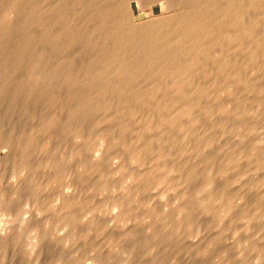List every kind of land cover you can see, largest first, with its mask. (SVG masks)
<instances>
[{"label": "bare ground", "instance_id": "bare-ground-1", "mask_svg": "<svg viewBox=\"0 0 264 264\" xmlns=\"http://www.w3.org/2000/svg\"><path fill=\"white\" fill-rule=\"evenodd\" d=\"M51 1V0H50ZM49 1V2H50ZM56 2H57V0H55ZM76 1V0H75ZM79 1V0H78ZM93 0H91V3L94 5V3L93 2H95V1H93ZM98 1H100V0H98ZM103 1V0H102ZM101 1V3H103ZM107 1V0H106ZM105 1V2H106ZM115 1V0H114ZM118 1H122V0H117V3L115 2V4H114V2H113V6H112V8H115V10H113L112 8H109L110 6L108 5H106L109 9L108 10H110V9H112V11H114V13L115 12H117L118 13V16L119 17H121V15H122V17L121 18H119V22L118 21H116V15L114 16V21H116V22H118V25L119 24H121V25H125V24H127V26L128 25H130L131 26V28L132 27H134V28H132V31L135 29V30H137L138 31V29L140 30V31H142L141 33H143V31H145V35H146V38H145V36H143V35H141L140 34V32H139V34L141 35L139 38H142V36H143V38L144 39H146V40H148V43L150 44V45H147V46H145L146 47V54H143V53H141L140 54V56H138V57H141V55L143 54L144 56L146 55L147 57H146V59H143V58H141V61H140V58H138V57H134L135 59H139L138 61H139V63H138V61L136 60H133L134 62H136V64L138 63L139 65L141 64V65H143L142 66V68L143 67H145V68H147V69H149L148 70V72H147V75H145V77H151V78H153L151 75H157V77L156 78H158L159 77V79H163V80H155L154 82H152L151 81V84H150V81L149 82H147L146 81V84H148L147 86H145V87H143L142 85H140L141 87H143V88H139V87H137V89L136 90H134L133 88L134 87H136V85H134V87H133V84L135 83V80L137 79V78H139V77H141L142 75H144V73L143 72H141L140 71V69H139V67L140 66H138L137 67V69L135 68V66H133V64H134V62L132 61V63L133 64H131L132 65V67L134 68V69H136L135 70V72H129L131 69L134 71V69L133 68H131L130 70L128 69V68H126V63H127V61H126V63L123 61V62H121L122 64H125V65H123V66H125V70L126 69H128L129 71H128V73H127V71L125 72V71H123L124 69H121L122 71L120 72L121 74H123V76L125 77V75H126V77H127V79H125L124 78V80H126L125 82H124V80H123V77L121 78V76H118V77H120L122 80L121 81H123V82H121L122 84H123V86L121 87H117V88H119V89H117L116 90V88H114V94L112 93V94H110L109 92H105L106 90H105V88L106 87H108L109 89H110V87L108 86V85H105V84H102V83H100V85L101 86H103L102 88H104V91H99L98 93H95V94H92L91 93V91H93V90H95L94 88H93V90H90V89H86V90H90L89 92L91 93V95L89 94V95H87V93H86V95H80L79 94V96L77 95L78 93H77V91H76V93L77 94H75V95H77V97L75 96V97H73L74 96V92L73 93H71V94H69L70 95V97L72 96L74 99V101L73 102H75V105H76V107H74V111H73V114L72 115H74V118H73V120L74 119H76V122L78 123L79 121L80 122H82L83 120H85V122H86V120H90V118L92 119V120H94V121H96L95 122V124L92 126V128L90 127V128H78L77 130H76V132L77 133H74V134H76V138H77V140H75V137L73 138L74 140H75V142L76 141H78L76 144H78V145H76L75 143V145H76V149H75V151L73 152L74 153V157L78 160L77 162H79V164H80V167H81V170L84 172V173H88V172H98V171H100V173L102 172V170H104V168H105V170H108L110 173H111V176H112V183H110V179L109 178H111V176L109 177V176H107L106 174H108V172L107 173H104V171H103V174H104V176H103V180H104V182H102V184L100 183L101 181H100V179H98L99 180V182L98 183H100V188L99 189H102L103 187H107V185H105V181H107V183H108V181H109V183H108V185L110 184L111 185V187H114L115 185H117V187L118 188H121V193H117V196L115 195V197L113 198V200H112V202H113V209L112 210H114V212H113V215L112 214H110V215H112V217H111V221L114 223L113 225V227H117V222L120 220H125V219H129V222H130V220H132V227L130 228V227H128L129 228V230H130V233H128L126 236L124 235V237L126 238L125 239V241H127V239L129 240V239H133V240H135V238L136 239H138L139 237H142V239L143 238H146L145 240H150V242H151V239H163L161 242H164V240L166 239V241H170V243H174L175 244V242H176V240H178V238H180L181 237V235H179V236H177L178 234L177 233H181L180 231H182L181 229H183V228H185V226H186V223H185V221H186V219L190 216V215H193L192 213H194V212H196L195 213V217H196V214L197 213H201V214H205V213H211V214H216V215H218V218L217 219H219V220H217V221H220V219L223 221L227 216L228 217H231L232 215H235L236 213H235V211L237 210L236 209V207H240V205L241 204H243V203H241V200L243 199V195H241V194H244V193H249L250 195H251V193L252 192H254V194L253 195H255V197H256V195L258 196L259 195V197H258V199L261 197V199L260 200H258L257 198H255V199H257L256 201H255V207H256V209H254V213H253V215H251V216H253V217H248V218H252L251 220H253L254 221V219L256 220L257 218H259L260 219V217L261 216H263V213H264V193H261V192H264V144H258V142L257 143H250V142H248L247 140H246V138H244L245 136H243V135H241L242 136V138L240 139H238V140H235V141H237V142H235L234 143V141L232 142V143H230V144H228V145H223V143H222V141H221V143H222V145H221V143H219L220 142V140L221 139H219V138H217V139H215L211 134H210V132H211V130L212 129H209V128H217V129H222L223 130V132L227 129V128H254V126H253V123L252 124H247V123H245V122H243V120L242 121H234L235 119L236 120H239V119H243V115H244V113L245 112H247V111H245L244 110V106H245V104L247 103V102H249L248 100L250 99L249 97L250 96H255V99L257 100V96H259V95H262V94H264V86H263V83H264V0H192V1H189V0H187L188 2H192V3H187V4H183V2L185 3V0H181V2H179V3H182L183 5H185V7H183V9L181 10V8L179 7V3L177 2V4H176V2H174L173 0H172V2L175 4V5H177L178 7V11H179V8H180V12L179 13H177L175 10H174V13L169 9V8H167L168 10L167 11H165V12H163V13H161V14H153V15H151L150 16V18H142L141 19V21H139V22H134L133 23V25H131L132 24V22L133 21H131V23L129 22L128 23V21H126L125 19V17L123 18V16L124 15H126L127 13H129V14H131V15H134V8H133V6H134V4L135 3H139L140 4V6L142 7V8H144V7H150V8H153V6L155 5V4H157L158 3V1H161V0H124L123 2H120V3H118ZM170 2V0H166V3L167 2ZM183 1V2H182ZM186 1V2H187ZM77 2V1H76ZM84 2V1H83ZM104 2V3H105ZM109 2H110V0H109ZM111 2V3H112ZM167 3V6H169V7H172L171 6V4L174 6V4L172 3V2H170V3ZM45 3V1L43 2V0H0V46H2V45H4V46H6V43L8 42H6L5 43V39H8V38H10L11 36V40H9V41H11V43L12 44H16V43H14V42H16V41H18V43H19V45H17V47L16 48H13V52H15V51H19L18 53H21V54H23V53H25V51L26 52H28L30 49L33 51V52H30V53H27V54H30L29 56H27L26 57V54L25 55H23V56H25L24 57V59L26 60H28V58L31 56V53H34L35 51H36V53L39 51L38 49L37 50H35V48H37V47H40L41 48V46L42 45H48L49 43L50 44H52V45H56V43L58 42V41H56V38H55V35L53 34L54 32H55V34H56V32H58V29H56L55 28V26H53L52 28V30H51V33L49 32L50 30L49 29H51V28H49V26H48V30H46L45 29V27H46V24H48V23H46L45 24V22L46 21H48L47 20V16L48 17H50L51 18V16H52V14H54L53 13V10H54V12H55V9H58L57 7H55V4L53 5L55 8H53L52 6H50V3H47L46 2V4H44ZM53 3V2H52ZM60 3V2H59ZM78 3V2H77ZM80 3V2H79ZM100 3V2H99ZM47 4H49V5H47ZM88 4L90 5V3L88 2ZM91 4V6H93ZM96 4H97V2H96ZM110 4V3H109ZM181 4V5H182ZM57 5H58V3H57ZM80 5V4H79ZM99 5V4H98ZM101 5H103V4H101ZM101 5H99L100 7H101ZM90 6V7H91ZM98 6V7H99ZM136 6V5H135ZM89 7V8H90ZM94 7H96V5L94 6ZM94 7H92V8H90V10L91 9H93ZM106 7V8H107ZM97 8V7H96ZM105 8V7H104ZM103 8V10L100 12V10L99 11H97V14H100V15H98V16H96V18L100 21V19L99 18H102L103 19V21H102V23L99 25H97V22L99 23V21H97L96 22V24L94 23V20H93V23L95 24V26H101V25H103V23H104V25H105V23L107 22V20H106V18H104V16H105V14H106V12H108V11H105L106 9H104ZM174 8H176V6L174 7ZM59 9H60V7H59ZM88 9V8H87ZM87 9L85 10V12L87 11ZM62 11L61 12H63V9H61ZM65 10V9H64ZM170 10V11H169ZM172 10H173V8H172ZM59 11V10H58ZM88 11H89V9H88ZM87 11V12H88ZM93 12H94V10H92ZM91 11V12H92ZM66 12V11H65ZM98 12H100V13H98ZM104 12H105V14H104ZM110 12V11H109ZM175 12L177 13V14H175ZM57 13H59V12H57ZM57 13H55L54 15H56V17L55 18H57ZM64 13V12H63ZM67 13L69 14V12L67 11ZM90 12H88L86 15H82V16H87L88 14H89ZM119 13H120V15H119ZM124 13H126V14H124ZM49 14H50V16H49ZM60 14V13H59ZM58 14V15H59ZM68 14H66V17H68L67 15ZM85 14V13H84ZM97 14H95V12H94V15H97ZM111 14V13H110ZM137 14V13H136ZM108 15V14H107ZM112 15V14H111ZM90 16V18H93V17H91V14L89 15ZM113 16V15H112ZM130 16V15H129ZM53 17V16H52ZM59 17V16H58ZM62 17H65V15H62ZM65 17V18H66ZM70 17L72 18V15H70ZM70 17H68V20L70 19ZM50 18H48V19H50ZM76 18V17H75ZM81 18V17H80ZM79 18V19H80ZM88 17H86V18H84V20L83 21H85V19H87ZM111 18V17H110ZM117 18V19H118ZM52 19H54V17L52 18ZM59 19H61V16H60V18ZM67 19V18H66ZM76 19H78V16H77V18ZM76 19H73L74 21L76 20ZM93 19H95V17L93 18ZM51 20V19H50ZM71 20V19H70ZM81 20V19H80ZM88 20V19H87ZM87 20H86V22H87ZM92 20V19H91ZM91 20H90V22H91ZM96 20V19H95ZM111 20V19H110ZM113 20H111V21H113ZM67 21V20H66ZM72 21V20H71ZM77 21V20H76ZM75 21V22H76ZM79 21V20H78ZM105 21V22H104ZM111 21H109L108 20V22H111ZM69 22V21H68ZM75 22H74V24H75ZM107 22V24H109ZM127 22V23H126ZM53 23V22H52ZM54 23H56V20H55V22ZM112 23V22H111ZM115 23V22H114ZM49 24H51V21H50V23ZM73 23H71L70 22V25H72ZM73 24V25H74ZM78 24V23H77ZM79 24H80V22H79ZM78 24V25H79ZM86 24H88L89 26H90V24H89V22L88 23H86ZM116 24V23H115ZM52 25H54V24H52ZM51 25V26H52ZM67 25H69V24H67ZM78 25H75V26H73V27H77ZM84 25V24H83ZM93 25V24H92ZM103 25V27H105ZM111 24H109V25H107V26H110ZM117 24L116 25H114L113 24V26H116L115 27V29H117V26H118ZM81 26V25H80ZM86 26V25H85ZM94 25H93V29H95L96 27H95ZM112 26V25H111ZM111 26L109 27V29H111V31H113V26H112V28H111ZM120 26V25H119ZM118 26V27H119ZM67 27V26H66ZM69 27V26H68ZM72 27V26H71ZM73 27H72V31L74 30L73 29ZM82 27V26H81ZM84 27V26H83ZM91 27V26H90ZM95 27V28H94ZM102 27V28H103ZM89 28V27H88ZM100 28V27H99ZM99 28H97V29H95L97 32H98V29ZM102 28H100L101 30H102ZM122 29H123V26L121 27ZM131 28H130V30H131ZM55 29H56V31H55ZM71 29V28H70ZM77 29V28H76ZM84 29H87V28H83V31H84ZM91 30H93L92 28H90ZM90 29H88V31L90 30ZM104 29V28H103ZM108 28L106 27V29L105 30H107ZM119 29V28H118ZM121 29V32H122V34H123V30ZM128 29V28H127ZM127 29L125 28V26H124V30H126L124 33H126L127 32ZM82 30V29H81ZM99 31L98 33L100 34V37L102 36L101 34L102 33H104L103 32V30L102 31ZM120 30V29H119ZM118 30V31H119ZM11 31L12 32H14V37H13V33L11 34V36L9 35L10 33H11ZM48 31V32H47ZM62 31V30H61ZM61 31H59L60 32V34L62 35V33H64V32H62L61 33ZM82 31V32H83ZM86 31V30H85ZM87 31V32H88ZM96 31H94V32H96ZM107 31H109V30H107ZM111 31H110V33H111ZM115 31V30H114ZM117 31V30H116ZM53 32V33H52ZM66 32H67V29H66ZM80 33H82L81 31H79ZM101 32V33H100ZM121 32H120V34H121ZM131 32V31H130ZM110 33H107L106 32V34H109L108 35V37L110 36V35H113V32H112V34H110ZM116 33L117 32H115V35H116ZM129 35H131L130 33H129V31L127 32ZM132 33V32H131ZM51 34H53V35H51ZM58 34V33H57ZM56 34V35H57ZM60 34H59V37L58 38H61V39H64L66 42H67V39L66 38H63V37H60ZM65 34V33H64ZM68 34H70L69 33V30H68ZM68 34H66V36H68ZM76 33H73V35H75ZM83 34V33H82ZM98 34V35H99ZM105 34V35H106ZM133 34V33H132ZM77 35V34H76ZM85 35H86V33H85ZM87 35L89 36V35H91V34H88L87 33ZM92 35H93V33H92ZM94 35L96 36L95 38H97V35L94 33ZM94 35H93V37H94ZM104 35V34H103ZM126 35V34H125ZM125 35H123L124 36V38L125 39H123V37H122V35L120 36L119 34H118V36H120L121 38H119V40L115 43L114 41V43L113 42H111L112 44H116V47H118V49L117 50H119V49H121V51L123 50V48L125 49V47H126V45L127 44H130V45H132V46H134V47H136V43L133 41V39L131 38L132 36H129V39H127V37L125 36ZM134 36L135 35H137L136 33L135 34H133ZM54 36V37H53ZM63 36V35H62ZM65 36V35H64ZM70 36V35H69ZM87 36V37H88ZM117 36V35H116ZM57 37V36H56ZM104 37V36H103ZM113 37V40H115V36H112ZM112 37H111V40H112ZM57 38V39H58ZM70 38V37H69ZM72 38H74V37H71L70 38V40L72 41ZM90 39L89 40H91L92 39V36L91 37H89ZM110 38V37H109ZM134 38H136V37H134ZM138 38V37H137ZM138 38V39H139ZM46 39H49V40H46ZM60 39V40H61ZM77 39V38H76ZM83 39H86L85 37L83 38ZM98 39V38H97ZM96 39V40H97ZM106 39H107V37H106ZM59 40V39H58ZM60 40H59V44H60ZM63 40V41H64ZM69 39H68V41H70ZM74 40V39H73ZM94 40V38L92 39V41ZM98 40H101V38L100 39H98ZM98 40H97V42H98ZM105 40V39H104ZM108 40H110V39H108ZM108 40H107V42H108ZM132 40V41H131ZM13 41V42H12ZM62 41V43H64ZM70 41V42H71ZM75 41V40H74ZM73 41V42H74ZM80 41H81V39H79L78 41H76V44H77V42H79L80 43ZM84 41V40H83ZM106 41V40H105ZM139 42H140V39L138 40ZM142 42H143V39L141 40ZM3 42H4V44H3ZM46 42L48 43V44H46ZM70 42L68 43V45L70 44ZM73 42H71L72 43V45H75V44H73ZM87 42V41H86ZM91 42V41H90ZM89 42V43H90ZM93 42H96V41H93ZM92 42V43H93ZM97 42H96V44H97ZM136 42H137V39H136ZM141 42V43H142ZM146 43H147V41H145ZM57 43V45H59ZM61 43V44H62ZM75 43V42H74ZM83 43V42H82ZM85 43V42H84ZM99 44H100V41L98 42ZM101 43L103 44V45H105L104 44V41L102 42L101 41ZM110 43V41H109V44H111ZM138 43V42H137ZM144 43V42H143ZM8 44H10L9 42H8ZM12 44H10V45H12ZM87 43H85V45H86ZM107 44V43H106ZM108 44V45H109ZM111 44V45H112ZM57 45L55 46V48L57 47ZM65 45V44H64ZM63 45V46H64ZM66 45H67V43H66ZM66 45H65V47H63L64 49H62V51L63 50H66ZM84 45V44H83ZM88 45V44H87ZM93 45V44H92ZM101 45V44H100ZM130 45H129V48H130ZM143 45H145V44H142V45H139V48H140V46H143ZM7 46H9V45H7ZM6 46V47H7ZM13 46V45H12ZM12 46H10V47H12ZM42 47L41 48V51L43 50V51H45L46 53H47V50H44L45 49V47ZM62 45H60L59 47H57L59 50H60V47H61ZM95 46V45H94ZM97 46V45H96ZM99 46V45H98ZM97 46V47H98ZM107 46V45H106ZM106 46L104 47V48H106ZM110 46V45H109ZM112 46H114L115 47V45H112ZM125 46V47H124ZM148 46H149V48H148ZM14 47V46H13ZM68 47H70V46H68ZM71 47H73V46H71ZM84 47H86V46H84ZM88 47V46H87ZM108 47V46H107ZM113 47V48H114ZM5 48V47H4ZM47 48H50V45H49V47H47ZM46 48V49H47ZM56 48V49H57ZM92 48H93V46H92ZM99 48H101V47H99ZM99 48H97V49H99ZM127 48H128V46H127ZM126 48V49H127ZM136 48H138V45H137V47ZM141 48H143V47H141ZM221 48H222V50H221ZM2 49H3V47H2ZM2 49H1V51H2ZM6 49V48H5ZM8 49H9V51H11L12 49L11 48H9L8 47ZM8 49H6V50H8ZM14 49H16L15 51H14ZM51 49V48H50ZM49 49V50H50ZM56 49H55V51H56ZM71 49V48H70ZM69 49V50H70ZM86 49V48H85ZM93 49H96V48H93ZM93 49H91V50H93ZM103 49V48H102ZM101 49V50H102ZM109 49V48H108ZM132 49V48H131ZM144 49V48H143ZM142 49V50H143ZM218 49H220L221 51H224V54H223V52H222V54H223V56H219L216 52L217 51H219L218 53H220V50H218ZM48 50V51H49ZM58 50V51H59ZM68 50V49H67ZM100 50V51H101ZM104 50H106V49H104ZM116 51L115 50V48L114 49H112V51ZM128 50L130 51L129 53H131V52H133L132 50H130V49H127L126 51L128 52ZM134 50V49H133ZM142 50H141V52H142ZM162 50H164L163 52H164V54L166 55V57H161L160 56V52L162 51ZM0 51V52H1ZM8 51V52H9ZM51 51H52V49H51ZM50 51V52H51ZM53 51H54V46H53ZM60 52L59 51V53H62V55H63V53H65V51H63V52ZM124 51V50H123ZM119 52L120 54H118V56H120L121 57V54L123 53V54H126L127 52ZM136 51V50H135ZM134 51V52H135ZM138 51V50H137ZM136 51V53H138ZM3 52H4V50H3ZM45 52H43V53H45ZM57 52V51H56ZM55 52V53H56ZM67 52H69V51H67ZM65 53L66 55H68V54H70V52L69 53ZM107 52V54H108V52H111V49L108 51H106ZM105 52V53H106ZM139 52H140V50H139ZM158 52H159V61H160V58H165V59H161L162 61V63L164 64H162V66L163 67H160V68H158L157 67V69L156 68H154L155 66H156V64L158 63L159 64V61L158 62H156L157 61V59H158V57H156V55L158 54ZM2 53V52H1ZM6 53H7V51H6ZM9 53H11V52H9ZM39 53H41L40 51L37 53V55H33V57L34 58H29V62H30V60H32L33 61V59L36 61L37 60V58H38V55H40ZM42 53V56L44 55ZM59 53H58V55H59ZM104 52H103V56L105 57L106 56V54H105ZM155 53H157L156 55H155ZM162 53V52H161ZM12 54V53H11ZM14 54V53H13ZM15 54H16V52H15ZM14 54V55H15ZM21 54H19V55H21ZM114 54H116L117 55V52H115ZM114 54L113 55H111V53L108 55V56H110V57H112V56H114ZM122 54V56H124ZM2 55V54H1ZM6 55V54H5ZM8 55V54H7ZM10 55V54H9ZM49 55H51V53L49 54ZM115 55V56H116ZM127 55H130V57L131 56H134V53H132V55L131 54H126V56ZM139 55V54H138ZM4 56V54L1 56V58H4L5 59V57H3ZM16 56H17V54H16ZM41 56V55H40ZM39 56V57H40ZM45 56V55H44ZM43 56V57H44ZM46 56H47V54H46ZM57 56V55H56ZM69 56V55H68ZM8 57V56H7ZM10 57H13V56H9L8 58L11 60V58ZM21 57H22V55H21ZM42 57V58H43ZM69 57H71V55L69 56ZM69 57L67 58L68 60H69ZM104 57H102V59L104 58ZM107 57V56H106ZM110 57H109V59H110ZM120 57H115V59H117V58H120ZM129 57V56H128ZM230 57H234V59H231ZM0 58V59H1ZM15 58L17 59L18 57H14V60H15ZM46 58L47 57H45V60H46ZM48 58H49V56H48ZM47 58V59H48ZM53 58V57H52ZM51 58V60H53ZM56 58V57H55ZM124 58L126 59V57L124 56ZM209 59L210 61H215L216 62V60L217 61H219L217 64L218 65H216V63L215 62H213L212 64L214 65V63H215V67H217L218 66V69H219V71H217V72H215V74H218V73H220V71H221V73L223 72V74H220L221 75V77L223 78V76L222 75H224L225 73V71H226V73H228V70H229V74H227V75H229V78L232 76V78H233V80L231 81L230 79V81L231 82H229V83H227V84H225L226 83V81L225 80H227V79H225V80H222L221 78H219V79H221L220 81H221V83H219L220 81H217L218 83H216V82H214L215 81V79L216 78H214V80H213V82H214V88L212 89L213 91H214V93L213 94H211L210 93V91L207 89L206 91L204 90V87H202V86H204V84L205 85H207L206 84V82H208V81H206V79H205V81H203V85H201L202 84V82H201V84L199 85V83L197 84V89H195V90H192L190 87L193 85V84H195L196 85V83H192L190 80H191V78L193 77V76H195L194 78H199L200 76H199V73H198V76H197V74L195 75L194 73H196V72H198V71H200V70H202V76H201V78L202 77H206V76H208L209 75V72L210 71H212L213 70V74H214V69H212L211 68V70H210V68L209 69H207L208 68V65H206L207 66V68L206 67H204V62H203V64L201 63L202 61H203V59ZM219 58H221V59H219ZM9 59H7V60H9ZM41 59V58H40ZM65 59V58H64ZM105 59V58H104ZM108 59V58H107ZM145 60V61H143V60ZM204 59V60H205ZM6 60V59H5ZM6 60V61H7ZM13 60V59H12ZM11 60V61H12ZM13 60V61H14ZM21 60V58L19 59L18 58V61H20ZM66 61V62H69V61ZM72 60V58L70 59V61ZM106 60V59H105ZM126 60H128V59H126ZM165 60V61H164ZM208 60V61H209ZM10 61V62H11ZM12 61V62H13ZM16 61V60H15ZM14 61V62H15ZM17 61V63H21L22 65L23 64H25V62H24V60L22 61V62H24V63H22V62H18ZM35 61H34V63H35ZM38 61H39V59H38ZM37 61V62H38ZM49 61V63L50 62H52V61H50V59L48 60ZM113 61V60H112ZM117 61V60H116ZM120 61H121V59H120ZM131 60H129L128 61V63L130 62ZM1 63H3V61L1 60L0 61ZM9 62V61H8ZM8 62H7V64H8ZM41 62H44V60L43 61H41ZM40 62V63H41ZM60 62V61H59ZM66 62H64L63 61V63H66ZM103 62V60L101 61V63ZM109 62V61H108ZM141 62H144V63H141ZM32 64H33V62H31ZM39 63V62H38ZM46 63V62H45ZM48 63V62H47ZM61 64H63L62 62H60ZM59 63V64H60ZM70 63V62H69ZM68 63V65H70ZM71 63H73V61H71ZM106 63V62H105ZM110 63L112 64V62L110 61ZM114 63V62H113ZM118 63V62H117ZM127 63V64H128ZM209 63V66L211 65L210 64V62H208ZM207 63V64H208ZM11 64V63H10ZM9 64V65H10ZM16 63H14V65H15ZM19 64H16V65H18V67L21 65H19ZM28 63H26V66H28L27 65ZM30 64V63H29ZM32 64H30V65H32ZM37 64V63H36ZM50 64H52V63H50ZM50 64H49V66L48 67H50L49 68V70H51L52 69V67L51 66H53V65H51L50 66ZM53 64H54V62H53ZM55 64H57V62L55 63ZM73 64H75V63H73ZM107 64V63H106ZM135 64V65H136ZM137 64V65H138ZM157 64V65H158ZM0 65H2V64H0ZM14 65H12V67L14 66ZM39 66L38 67H40L41 66V64H38ZM48 65V64H47ZM91 67H95V66H92L91 64H89ZM88 65V66H89ZM103 65V64H102ZM101 65V67H97V69H99L100 71H103L105 68H102L103 66ZM108 65V64H107ZM113 65V64H112ZM121 65V64H120ZM130 65V66H131ZM3 66H6V63L5 64H3L2 66H0V68L1 67H3ZM11 66V65H10ZM35 65L33 64V67H34ZM37 66V65H36ZM70 66H72V64L70 65ZM74 66V65H73ZM105 66V65H104ZM128 66H129V64H128ZM127 66V67H128ZM12 67H9L10 69L12 68ZM15 68H16V66H14ZM24 67H25V65H24ZM32 67V66H31ZM45 67V66H44ZM56 66H54V68H55ZM57 67H58V65H57ZM56 67V68H57ZM63 67V66H62ZM62 67H59L58 68V70L60 69V68H62ZM69 67V66H68ZM90 67V68H91ZM213 68H215L214 66H212ZM5 68V67H4ZM4 68H1L0 69V71H3V70H8V72L10 73V69H8V65H7V69H4ZM35 68V67H34ZM33 68V70H35ZM46 69H47V67H45ZM45 68H43V66L42 67H40V69H45ZM54 68H53V70H54ZM73 68V67H72ZM89 68V69H90ZM101 68L103 69V70H101ZM108 68V67H107ZM106 68V69H107ZM110 68H111V66H110ZM116 68V67H115ZM123 68V67H122ZM17 69V68H16ZM16 69H14V70H16ZM20 69H22L21 70V72L23 71V69H25L26 71L28 70L27 68H22L21 66H20ZM37 69V68H36ZM65 69V68H64ZM89 69H87V70H89ZM109 69V68H108ZM107 69V71H109ZM139 69V71L138 72H136L137 70ZM146 69V70H147ZM18 70V69H17ZM24 70V71H25ZM32 70V69H31ZM31 70H29V73H30V71ZM38 70V69H37ZM58 70H56L57 72H60L61 73V71H63V73H64V71L66 72V70H67V68L65 69V70H61V71H58ZM71 70H74V69H71ZM91 70V73H94V72H92V69H90ZM113 70V69H112ZM115 70V69H114ZM113 70V71H114ZM118 70V69H117ZM117 70H115L116 72H118ZM120 70V69H119ZM145 70V69H144ZM154 70L156 71H158V72H154ZM210 70V71H209ZM45 71V70H44ZM41 72L40 71V74L41 73H45V72ZM67 71H69V70H67ZM86 71V70H85ZM93 71H95V73L96 72H98L97 70H96V68H95V70H93ZM111 71V70H110ZM109 71V72H110ZM142 71H143V69H142ZM17 72V71H16ZM20 72V70L17 72V73H19ZM20 72V73H21ZM32 72V71H31ZM38 72V74H39V71H37ZM47 72H49L48 71V69H47ZM51 72H53L54 73V71H51ZM57 72H55V74H53V73H51V75L53 74V76L54 75H56V76H59L60 77V73H58V74H56ZM71 73L73 72V71H70ZM87 72V71H86ZM85 72V73H86ZM89 72V71H88ZM103 72H105V70L103 71ZM112 72V71H111ZM141 72V73H140ZM1 74H2V72H0ZM4 74V77L6 76L7 77V75H5V74H7V72L5 73V71L3 72ZM8 73V74H9ZM13 73V72H12ZM17 73H15L16 75H17ZM23 73V72H22ZM21 73V74H22ZM25 73V72H24ZM23 73V74H24ZM33 73V72H32ZM32 73H31V76H32ZM68 73V72H67ZM77 73V72H76ZM113 74H115V72H112ZM119 73V74H120ZM212 73V72H211ZM1 74H0V77H1ZM21 74H19V75H21ZM22 74V75H23ZM26 74V73H25ZM28 74V73H27ZM37 74V75H38ZM49 74H50V72H49ZM62 74V73H61ZM89 75V73H86V75ZM104 74V73H103ZM111 75V73L110 74H108V73H105V75ZM116 74H118V73H116ZM145 74H146V72H145ZM2 75V76H3ZM10 75H12L11 77H13V75L14 74H10ZM15 75V76H16ZM19 75H18V77H19ZM22 75L19 77V78H21L22 77ZM36 75V73L34 72V77H36L37 78V76H35ZM45 75H48V74H43V76H45ZM63 75V74H62ZM74 75H75V73H74ZM87 75V76H88ZM92 75V74H91ZM95 75H97V73L95 74ZM99 75V74H98ZM105 75H103L104 77H105ZM106 75V76H107ZM141 75V76H140ZM204 75V76H203ZM226 75V76H227ZM15 76H14V79H15ZM50 76V75H49ZM48 76V77H49ZM56 76L54 77L55 79H56ZM69 76V75H68ZM71 76H73L72 74H71ZM81 76H83V73L81 74ZM80 76V77H81ZM87 76H84L85 77V79L84 80H86L87 78ZM93 76V75H92ZM100 77H102L101 76V73H100V75H99ZM99 76H96V77H99ZM113 76V75H112ZM197 76V77H196ZM225 76V75H224ZM225 76V77H226ZM8 77H10L9 75H8ZM7 77V78H8ZM17 77V76H16ZM29 77V76H28ZM34 77H31V78H33L34 80L36 79V78H34ZM47 77V76H46ZM46 77H43V78H46ZM51 77L52 76H50V79H51ZM64 77V76H63ZM70 77V76H69ZM76 77V76H75ZM84 77H82V79L84 78ZM89 77V76H88ZM96 77L94 78V79H96ZM117 77V76H116ZM155 77V76H154ZM210 77V76H209ZM213 77H215V76H213ZM217 77H218V75H217ZM220 77V76H219ZM224 77V78H225ZM2 78V77H1ZM18 78V79H19ZM25 78H26V75H25V77H23L22 78V81H24L25 80ZM38 78H39V76H38ZM53 78V77H52ZM53 78V79H54ZM62 80H63V78L62 77H60ZM59 78V80H61ZM79 77L77 76V78L76 79H78ZM89 78H91V76L89 77ZM88 78V79H89ZM110 79H112L111 77H109ZM171 78V79H170ZM208 78V77H207ZM3 79V78H2ZM9 79H11V78H9ZM14 79H12V80H14ZM49 79V80H50ZM54 79V80H55ZM76 79H74V80H76ZM87 79V80H88ZM92 79V78H91ZM91 79L89 80V81H91ZM99 79V78H98ZM103 79V78H102ZM108 79V78H107ZM143 78H141V79H139L140 80V82L137 80L136 81V83L137 82H139V84L142 82V81H145L146 79L144 78L143 80H142ZM153 79H155V78H153ZM169 79L170 81H167V80ZM203 79V78H202ZM212 79V78H211ZM16 80H17V78H16ZM15 80V81H16ZM28 80V79H27ZM32 81L31 79H30V81H32V82H35V81H37V80H35V81ZM41 82L42 83H45V82H43L45 79H43L42 80V77H41ZM47 80V79H46ZM45 80V81H46ZM52 80V79H51ZM56 80H58V78L56 79ZM58 80V81H59ZM61 80V81H62ZM66 80H67V78H66ZM70 80H71V77H70ZM100 80H101V78H100ZM115 80V79H114ZM113 80V81H114ZM120 80V79H119ZM150 80V79H149ZM194 80V79H193ZM8 82H9V80H7ZM21 80H18V83L20 82ZM21 81V82H22ZM53 81V80H52ZM51 81V82H52ZM58 81H55L56 83H58ZM65 81V80H64ZM79 81V83H81L80 81L81 80H78ZM78 81H76L77 82V84H78ZM93 81V80H92ZM91 81V82H92ZM98 80H96L94 83H96ZM195 81V80H194ZM209 81H210V83H211V80L209 79ZM222 81L223 82H225V83H222ZM17 82V81H16ZM38 82H39V79H38ZM38 82H36L35 84L38 86V88H39V84H37ZM41 82H40V84H41ZM68 83H70L69 82V80L67 81ZM72 82H74L73 80H72ZM82 82H83V80H82ZM109 82V81H108ZM116 82V81H115ZM28 83H29V81H28ZM31 83V82H30ZM53 83H54V81H53ZM52 83V84H53ZM59 83H65V82H59ZM59 83H58V85H59ZM85 83H87V84H89L88 82H85ZM93 83V82H92ZM93 83V85L94 86H92V87H97V88H99L96 84L97 83H99V82H97L96 84H94ZM103 83H104V80H103ZM113 83V82H112ZM117 83H120L119 81H117ZM126 85H125V84ZM209 82H208V86H209V88H210V84ZM20 84V83H19ZM47 84V83H46ZM48 84H50V83H48ZM51 84V85H52ZM76 84V85H77ZM86 84V85H87ZM109 85H110V83H108ZM115 84V83H114ZM138 84V85H139ZM2 85H6V83H4V82H2ZM10 85H11V82H10ZM14 85V84H13ZM16 85V84H15ZM22 85V84H21ZM26 85V84H25ZM33 85V84H32ZM42 85V84H41ZM40 85V86H41ZM44 85V84H43ZM55 85L56 84H54V87H55ZM63 86H64V84H62ZM66 85V84H65ZM71 85V84H70ZM104 85L106 86V87H104ZM112 85V84H111ZM144 85V84H143ZM195 85H193L192 87H194ZM221 86V88H220V90L218 89V86ZM7 86V85H6ZM5 86V88L2 86V88H4V89H7V87ZM20 85H17V86H14L15 87V91H17V90H19L18 89V87H19ZM23 86V85H22ZM47 87H45V88H48V85H46ZM60 86V85H59ZM68 86V85H67ZM73 85H71V86H69V87H72ZM87 86H89V85H87ZM86 86V87H87ZM117 86H119V85H117ZM215 86H216V88L218 89V90H214L215 89ZM222 86H225V87H222ZM13 87V86H12ZM12 87H10L11 89H12ZM13 87V88H14ZM30 88H31V86H29ZM34 87H35V85H34ZM44 87V86H43ZM42 86H41V88L40 89H42L43 88ZM52 87H53V85H52ZM51 87V88H52ZM65 87V86H64ZM75 87V86H74ZM90 87V86H89ZM95 87V88H96ZM113 86H111V88H112ZM114 87H116V86H114ZM2 88L0 87V90L2 91ZM9 88V89H10ZM16 88H17V90H16ZM20 88V90H22L21 89V87H19ZM60 87H58V89H59ZM67 89H69L68 87H66ZM88 88V87H87ZM101 88V87H100ZM101 88V89H102ZM3 89V91H5V92H9V90H4ZM29 89V88H28ZM36 89H37V87H36ZM34 89L33 88V91L36 93L37 92V90H39V89ZM49 89V88H48ZM52 89H54V91L55 90H57V88L55 87V88H52ZM48 90V92L49 91H53V90ZM14 89H12V90H10V91H13ZM19 90V91H20ZM24 90V89H23ZM26 90V89H25ZM25 90H24V93H25ZM31 90V89H30ZM44 90V89H43ZM46 91H47V89H45ZM97 90V89H96ZM95 90V91H96ZM103 90V89H102ZM40 91H42V90H40ZM46 91H44L45 92V94H46ZM74 91V90H73ZM108 91H110V90H108ZM212 91V92H213ZM14 92V91H13ZM21 92H23V91H21ZM33 92V93H34ZM43 92V91H42ZM69 92H71V91H69ZM68 92V93H69ZM110 92H113V89L110 91ZM2 93H4V92H2ZM1 92H0V147H2V146H6V145H9V144H12L11 143V141H13L11 138H12V136L14 135V137L13 138H15V136H16V134H17V132H16V134L13 132V130H12V128H14L15 126H16V124L14 125V127H13V125H12V122L13 121H11V118H10V116L13 114V115H15L14 113H12L11 114V111H8V109H7V105H9V99L11 98V96H10V98H9V96H8V98L9 99H7L8 100V102H7V104H6V99H4V98H2L3 97V95H2V97H1V94H2ZM18 93V92H17ZM31 93V92H30ZM41 93V92H40ZM53 93H55V92H53ZM67 93V94H68ZM210 93V94H209ZM20 94V93H19ZM26 94H27V92H26ZM44 94V93H43ZM51 94V93H50ZM55 94H57L56 96H58V92L57 93H55ZM54 94V95H55ZM12 95V94H11ZM14 95H16L15 93H14ZM14 95H12V96H14ZM18 95V94H17ZM21 95V94H20ZM19 95V96H20ZM23 95V94H22ZM69 95L67 96V97H69ZM7 96V95H6ZM5 96V97H6ZM26 96V95H25ZM33 96V94H31V97ZM37 96H39V93H38V95ZM45 96V95H44ZM50 96V95H49ZM56 96H55V98H56ZM61 96H63V95H60V97ZM263 96V95H262ZM15 97L16 96H14V97H12V98H14L13 100H15ZM22 97V96H21ZM20 97V98H21ZM34 97H36V96H34ZM43 96H41L40 97V99L42 98ZM45 97H47L46 99H49L48 98V95H46ZM66 97V96H65ZM257 97V98H256ZM261 99L262 98H264V96L263 97H261V96H259ZM19 98V97H18ZM18 98L16 99V101L15 102H17L18 101ZM20 98H19V100H20ZM22 98H24V97H22ZM36 98H38L39 99V97H36ZM58 98H59V96H58ZM57 98V99H58ZM63 99H64V97H62ZM4 99V100H3ZM28 99L29 100H31L29 97H28ZM43 99H44V101H46L45 100V98L43 97ZM53 99H54V97H53ZM62 99V100H63ZM72 99V98H71ZM251 99H254V97L253 98H251ZM13 100H11V102L12 103H14L15 104V102H13ZM23 100H25V99H23ZM26 100H27V98H26ZM25 100V101H26ZM35 100H37V99H35ZM50 100H51V98H50ZM59 100H60V98H59ZM70 100V99H69ZM69 100H68V102H69ZM21 101L22 100H20V102L18 101V104H21ZM28 101V100H27ZM26 101V102H27ZM64 101H65V99H64ZM64 101H63V103H64ZM253 101V100H252ZM264 101V100H263ZM262 101V102H263ZM25 102V103H26ZM48 102V100L46 101V103ZM50 102V101H49ZM54 102V101H53ZM67 101H66V103H68ZM70 102H71V100H70ZM250 102H251V100H250ZM257 102H260L261 104H262V102L261 101H259V98H258V100H257ZM256 102V103H257ZM25 103H24V101H23V104H24V106H25ZM51 103H52V101H51ZM55 103H58L57 101L55 102ZM59 103H60V101H59ZM61 103H62V101H61ZM252 103V102H251ZM11 104V103H10ZM17 104V105H18ZM27 104V103H26ZM65 104V103H64ZM64 104H62V105H64ZM71 104H73V103H71ZM70 104V105H71ZM22 105V104H21ZM20 105V106H21ZM46 105V104H45ZM48 105H53L52 107H54V104H49L48 103ZM56 105V104H55ZM58 105V104H57ZM247 105V104H246ZM250 105V104H249ZM249 105H247V107L249 106ZM263 105V104H262ZM47 106V105H46ZM46 106H45V108H46ZM65 106H67V104H65ZM73 106H74V104H73ZM252 106V105H251ZM260 106V105H259ZM19 107V106H18ZM26 107H28V106H26ZM51 107V108H52ZM63 107V106H62ZM61 107V108H62ZM250 107V106H249ZM263 108H264V105L262 106ZM261 107V108H262ZM12 108H13V106H12ZM11 108V109H12ZM22 108H23V106H22ZM22 108L21 107H19V109L20 110H22ZM67 108V107H66ZM71 108V107H70ZM245 108H246V106H245ZM254 108V107H253ZM252 108V109H253ZM14 109V108H13ZM15 109H16V107H15ZM14 109V112L16 111ZM46 109H48V107L46 108ZM45 109V110H46ZM68 109V108H67ZM67 109H64V111H66ZM73 109V108H72ZM246 109H248V108H246ZM10 110V109H9ZM25 110H26V113H27V108H25ZM24 110V111H25ZM45 110H44V113H45ZM249 110V109H248ZM13 111V110H12ZM50 111V110H49ZM61 111H63V108L61 109ZM69 111V110H68ZM72 111H71V113H72ZM249 111H251V112H253L252 110H249ZM9 112H10V114L11 115H9ZM17 112H19L18 111V108H17ZM51 113H54V112H52V111H50ZM51 113L49 114L48 113V118L46 119V121H45V125H43V126H46L47 128L48 127H50L51 125H53V124H55L56 122V119L57 118H55V117H49V115H51ZM62 113V112H61ZM63 113H68V112H63ZM70 113V112H69ZM68 113V114H69ZM42 114V113H41ZM40 114V115H41ZM55 114H58V113H55ZM251 113H248V115H250ZM264 114V113H263ZM44 116H45V114H43ZM42 115V116H43ZM246 115V114H245ZM244 115V116H245ZM44 116H43V118H44ZM59 116V115H58ZM63 116H65L64 114H63ZM63 116H61V117H63ZM68 116H70V115H66V117H68ZM98 116V117H97ZM11 117H14V116H11ZM46 117V116H45ZM65 117V118H66ZM15 118H16V115H15ZM14 118V119H15ZM69 118V117H68ZM58 119H59V117H58ZM62 119V118H61ZM64 119V118H63ZM70 119H71V117H70ZM13 120V119H12ZM60 120V119H59ZM89 120L86 122L87 124H89L88 122H89ZM15 121V120H14ZM39 121H43L42 120V117H41V120H39ZM58 121V120H57ZM91 121V120H90ZM94 121H92V122H94ZM59 122V121H58ZM65 122H66V120H65ZM73 122V121H72ZM71 122V123H72ZM91 122V123H92ZM15 123V122H14ZM40 123V122H39ZM43 123H41V124H43ZM71 123H69V124H71ZM73 123H75V121L73 122ZM90 123V124H91ZM61 124H63V123H61ZM61 124H57V125H59V126H61ZM68 123H67V125H69ZM82 124V123H81ZM81 124H79L78 126H80ZM83 124H84V122H83ZM40 125V124H39ZM66 124H64V126H65ZM66 125V126H67ZM72 125V124H71ZM20 126H22V125H20ZM33 127H34V125H32ZM32 126H30V127H32ZM37 125H35V127H36ZM41 126V125H40ZM58 126V127H59ZM66 126H65V128H66ZM74 126H77L76 124L74 125ZM18 127V126H17ZM16 127V128H17ZM30 127H28L27 126V128H28V130L30 129ZM32 127V128H33ZM63 127V126H62ZM68 127V126H67ZM71 127V126H70ZM72 127H73V125H72ZM82 127V126H81ZM87 127V126H86ZM89 127V126H88ZM113 127V128H112ZM256 127H257V125H256ZM262 127V126H261ZM19 128V127H18ZM21 128V127H20ZM43 128H45V127H43ZM51 128V127H50ZM226 128V129H225ZM259 128H260V126H259ZM23 129H25L26 130V133L28 132L27 131V129H26V127L25 128H23ZM23 129H21L22 131H23ZM36 129V128H35ZM46 129V128H45ZM44 129V131H46ZM56 129H57V127H56ZM67 129V128H66ZM70 129H72V128H70ZM32 130V129H31ZM37 130V129H36ZM39 130V129H38ZM41 130V129H40ZM60 130H61V128H60ZM64 130V129H63ZM75 130V129H74ZM228 130V129H227ZM238 130V129H237ZM254 130V129H253ZM15 131H16V129H15ZM17 131H18V129H17ZM21 131V132H22ZM41 131H43V129L41 130ZM51 132H53L54 131V129H51L50 130ZM50 131L48 132V134L50 133ZM57 131V133H58V129L56 130ZM62 131V130H61ZM60 131V132H61ZM91 132V133H95L96 132V134H98L97 135V137L95 136V134L94 135H92L91 133H88V132ZM233 131V130H232ZM239 131V130H238ZM33 132V131H32ZM36 132H38V131H36ZM227 132H229V130L227 131ZM236 132V131H235ZM14 133V134H13ZM25 133V132H24ZM31 133V132H30ZM39 133H41V132H39ZM44 132H42V134H43ZM46 133V132H45ZM65 133V132H64ZM68 133V132H67ZM70 133L72 134V132L70 131ZM87 133H88V135H87ZM226 133V132H225ZM242 133H243V131H242ZM19 134V133H18ZM28 134H29V132H28ZM37 134V133H36ZM36 134H34L35 136H36ZM54 134H55V132H54ZM60 134V133H59ZM70 134V135H71ZM224 134V133H223ZM244 134V133H243ZM21 135V134H20ZM30 135H32V134H30ZM40 135V134H39ZM26 136H27V134H26ZM25 136V138L24 139H22L21 141H23V140H25V143L26 144H34V143H37V144H40V143H38L37 142V139H34L33 138V135L32 136H28V137H26ZM37 136H38V134H37ZM41 136V135H40ZM73 136V135H72ZM93 136V138H95V139H93V141H95L94 143L92 142V137ZM95 136V137H94ZM240 136V137H241ZM21 137V136H20ZM24 137V136H23ZM39 137V136H38ZM239 137V136H238ZM238 137H236V139L238 138ZM16 138H17V136H16ZM19 138V137H18ZM37 138V137H36ZM39 139V138H38ZM15 140V139H14ZM36 140V141H35ZM20 141V139H19V142H21ZM38 141H40V140H38ZM72 141V140H71ZM225 141H227V140H225ZM248 143H247V142ZM13 142H15V141H13ZM18 142V141H17ZM18 142V143H19ZM73 142V141H72ZM228 142V141H227ZM256 142V141H255ZM22 143V142H21ZM43 143V142H42ZM47 143V142H46ZM60 143H62V141L60 142ZM225 143V142H224ZM13 144H15V143H13ZM23 144V143H22ZM21 144V145H22ZM64 144H67V143H63V146H64ZM21 145H20V147H21ZM43 144H41V146H42ZM71 145V149H72V144H70ZM14 145H10V147L12 148ZM17 146V145H16ZM18 146H19V144H18ZM24 146H25V144H24ZM27 146V145H26ZM32 146V145H31ZM40 146V145H39ZM40 146V147H41ZM62 146V147H63ZM10 147H9V149H8V151L9 150H11L10 149ZM22 147H23V145H22ZM34 147H36L35 146V144H34ZM33 146L32 147H30V145H29V147H27L28 149H30V148H34ZM45 147H46V145H45ZM50 147V146H49ZM65 147V146H64ZM63 147V148H64ZM73 147H74V145H73ZM18 148V147H17ZM17 148H15V149H17ZM26 147H24V149H25ZM37 148V147H36ZM42 148H44V146L42 147ZM56 148H59V147H55V149ZM75 148V147H74ZM21 149V148H20ZM35 149V148H34ZM47 149V148H46ZM45 149V150H46ZM62 149V148H61ZM67 149H68V147H67ZM66 149V150H67ZM13 150V149H12ZM26 150V149H25ZM31 150V149H30ZM57 150V149H56ZM59 150V149H58ZM69 150V149H68ZM67 150V151H68ZM13 151H15V150H13ZM40 151V150H39ZM46 151H48V149L46 150ZM70 151V150H69ZM10 152V151H9ZM9 152H8V155H9ZM20 152H22V151H20L19 150V154H21ZM26 152V151H25ZM31 152H32V150H31ZM37 153H38V149H37V151H36ZM41 152V151H40ZM63 152V151H62ZM11 153H14V152H10V155H9V157L11 156ZM24 153V152H23ZM26 153H30L29 151L28 152H26ZM41 153H43V151L41 152ZM49 153V152H48ZM56 153H58V151L56 152ZM66 154L65 155H67V152H65ZM69 153V152H68ZM108 153H110L109 155H110V157H112L114 154H116L117 155V157L118 156H120V157H122V158H124V160H125V163H124V161H123V163H122V161H121V163L122 164H120L119 162H118V165H115V166H113V164L112 165H110L111 163L110 162H108ZM7 154V153H6ZM6 154H4V156L3 157H5V156H7ZM15 154V153H14ZM17 154V153H16ZM18 154V155H19ZM50 154V153H49ZM70 154H72V153H70ZM13 155V154H12ZM21 155H23V154H21ZM26 154H24L23 155V157L21 156V158H24V156H25ZM29 155H33L32 153L31 154H29ZM29 155L27 156V157H29ZM34 155H35V153H34ZM43 155V154H42ZM46 155V154H45ZM48 155V154H47ZM53 155H54V153H53ZM57 155H59V154H57ZM2 156H0L1 158H3ZM20 156V155H19ZM62 156H63V153H62ZM8 157V156H7ZM8 157V158H9ZM18 157V156H17ZM17 157H16V159H17ZM27 157H25V159L27 158ZM43 157V156H42ZM46 157H48V156H46ZM50 157V156H49ZM49 157H48V159H49ZM53 157V156H52ZM61 157V156H60ZM114 158H113V160H115V155L113 156ZM11 158H12V156H11ZM13 158H15L14 156H13ZM13 158L10 160V159H5L4 158V161L7 163H9V161H7V160H10L11 161V164L13 163L12 162V160H13ZM18 158H20V157H18ZM32 158V157H31ZM30 158V159H31ZM54 158H58V161H59V156L58 157H54ZM63 157H61V159H62ZM24 159V160H25ZM29 158H28V160H30ZM44 159H45V157H44ZM47 159V160H48ZM52 159V158H51ZM50 159V160H51ZM60 159V160H61ZM63 159H65V157L63 158ZM70 159V158H69ZM73 159V158H72ZM118 159H119V157H118ZM15 160V159H14ZM13 160V161H14ZM21 160H23V159H17V164H19L20 163V161ZM24 160H23V162H24ZM27 160V159H26ZM43 160V159H42ZM55 160V159H54ZM117 160V159H116ZM121 160V159H120ZM123 160V159H122ZM31 161V160H30ZM52 162H53V160H51ZM64 161V160H63ZM68 161V160H67ZM71 161V160H70ZM70 161L68 162V163H70ZM3 162V160L0 162L1 164H5L4 162ZM19 162V163H18ZM22 161H21V163H23ZM26 162V161H25ZM24 162V163H25ZM36 162H38V161H36ZM36 162H35V164H36ZM41 161H39V163H40ZM45 162H46V160H45ZM61 162V161H60ZM74 162H75V160H74ZM108 162V163H107ZM15 163V162H14ZM27 163H28V161H27ZM27 163H25L24 165H27ZM38 163V164H39ZM54 163V162H53ZM59 163V162H58ZM110 163V164H109ZM113 163V162H112ZM117 163V162H116ZM17 164L15 163L14 164V166H17ZM42 164H43V162H42ZM60 164V163H59ZM62 164V163H61ZM60 164V165H61ZM63 164H65V163H63ZM76 164H78V163H76ZM107 164H109L110 166H108V168L110 167V169H108L106 166H107ZM7 165V164H6ZM24 165H22L21 167L23 168V166ZM48 165V164H47ZM58 165V164H57ZM56 165V166H57ZM1 166V165H0ZM31 166V165H30ZM30 166H28L29 167V169H31L30 168ZM34 166V165H33ZM40 166H42V165H40ZM44 166V165H43ZM53 166H54V164H53ZM64 166H66V165H64ZM73 165H71V167H72ZM79 166V165H78ZM2 167V166H1ZM3 167H5V166H3ZM2 167V168H3ZM26 166H24V168L23 169H26L25 168ZM27 167V168H28ZM39 167V166H38ZM47 167V166H46ZM49 167V166H48ZM59 167V166H58ZM74 167H76L75 165H74ZM74 167H72V168H74ZM2 168H1V170H2ZM6 168V167H5ZM5 168H4V170H5ZM11 168H13V165L11 166ZM16 168V167H15ZM15 168H14V170L13 171H15ZM35 168V167H34ZM34 168L32 169V171L34 170ZM41 168V167H40ZM40 168H39V170L38 171H40ZM57 168V167H56ZM19 169H20V167H19ZM21 170V171H24L25 172V178L28 176L27 174H29L28 173V171L26 172L25 170ZM47 170H49L48 168H46ZM53 169V168H52ZM52 169H50V170H52ZM58 169H60V168H58ZM57 169V170H58ZM65 169H66V167H65ZM16 170L18 171V169L16 168ZM18 171V172H20L21 173V171ZM47 170L45 171L46 173H48L47 172ZM49 170V171H50ZM55 170V169H54ZM56 170V171H57ZM72 170H74V169H72ZM30 171V170H29ZM37 171V172H38ZM60 171V173L62 172L61 170H59ZM59 171H57V173L56 174H58L59 173ZM69 171H71V170H69ZM76 171H77V169H76ZM35 172V171H34ZM36 172V173H37ZM42 172V171H41ZM52 172V171H51ZM65 172H67V171H65ZM13 173V172H12ZM11 173V174H12ZM23 173V172H22ZM27 173V174H26ZM30 173H31V171H30ZM36 173H33L32 175L34 176L33 178H35V181H37V180H39L38 178H37V180H36V177L38 176V174H37V176L35 177V175H36ZM69 173V172H68ZM74 173V172H73ZM79 173V172H78ZM0 174H1V176H0V178L1 177H5L7 174L5 173V171L4 172H0ZM45 174V173H44ZM51 174V173H50ZM71 174V173H70ZM254 174H256V177L254 176ZM263 175V178H258V179H256L257 177H258V175ZM15 176H17L16 175V173L14 174ZM14 175H12V177H15ZM27 175V176H26ZM31 175V176H32ZM46 175V177H47V174H45ZM54 175V174H53ZM64 175V174H63ZM73 175H76V174H73ZM79 175V174H78ZM77 175V176H78ZM81 175H82V173H81ZM83 175H86V174H83ZM82 175V176H83ZM87 175H89V174H87ZM93 175V174H92ZM94 175H95V173H94ZM99 175V174H98ZM250 175H251V178H250ZM259 175V176H260ZM18 176H19V174H18ZM17 176V177H18ZM50 176V175H49ZM52 176V175H51ZM66 176V175H65ZM64 176V177H65ZM81 176V177H82ZM20 177H21V175H20ZM62 177V176H61ZM61 177H59V178H61ZM63 177V178H64ZM66 177H68V176H66ZM70 177V176H69ZM74 176H72V178H73ZM87 177V176H86ZM90 177V176H89ZM98 177V176H97ZM97 177L95 176V179L97 180ZM109 177V178H108ZM29 179H30V177H28ZM27 178V179H28ZM42 178V177H41ZM43 178H45V176L43 177ZM51 178V177H50ZM54 178V177H53ZM58 178V179H59ZM83 178V177H82ZM85 178V177H84ZM88 178V177H87ZM87 178H85L84 180L86 181V179ZM91 178V177H90ZM106 178H108V179H106ZM246 178H250L248 181H247V179ZM253 178H255V179H253ZM26 179V180H27ZM48 179H49V177H48ZM242 179H245L246 180V182H243L242 181ZM54 180V179H53ZM52 180V181H53ZM55 180H57L56 178H55ZM61 180V179H60ZM59 180V181H60ZM71 180V179H70ZM74 180H76V179H74ZM90 180V179H89ZM97 180V181H98ZM102 180V181H103ZM23 181V180H22ZM22 181H21V183H22ZM25 181V180H24ZM24 181H23V183H24ZM29 181V180H28ZM32 181H33V179H32ZM39 181H41V180H39ZM45 181H47V180H43V183L45 182ZM63 181V180H62ZM81 181V180H80ZM0 182L2 183L3 181H2V179L0 180ZM20 182V181H19ZM26 182V181H25ZM30 182H31V180H30ZM34 182V181H33ZM54 182V181H53ZM73 182V181H72ZM91 182H93L92 180H91ZM0 183V184H1ZM34 183H36V182H34ZM55 183H56V181H55ZM54 183V184H55ZM76 183V182H75ZM90 183V182H89ZM89 183H87V184H89ZM96 183V182H95ZM104 183V184H103ZM106 183V184H107ZM33 184V183H32ZM40 184H41V182H40ZM46 184H47V182H46ZM45 184V185H46ZM49 184H51L50 182H49ZM48 184V185H49ZM57 184V183H56ZM58 184H60V182L58 183ZM76 184H78V182L76 183ZM81 185H82V183H80ZM112 184L114 185V186H112ZM236 184H238V186L236 185ZM2 185H4L3 183H2ZM25 185H31V184H27V182L25 183ZM38 185V183L36 184V186ZM44 185V184H43ZM86 185V183L84 184V186ZM17 186H19L20 187V185H19V183L17 184ZM21 186H24V184L23 185H21ZM40 186V185H39ZM93 186H94V182H93ZM99 186V185H98ZM236 186H237V188H236ZM3 187V186H2ZM1 187V188H2ZM4 187H6V186H4ZM19 187H16V189H14V190H16L17 191V188H19ZM30 187H32V185L30 186ZM29 187V188H30ZM72 187V186H71ZM78 187V186H77ZM88 187H89V185H88ZM88 187H86L87 189H88ZM23 188V190L22 189H20V190H22L21 191V194L22 193H24V187H22ZM28 188V189H29ZM32 188H34V186L32 187ZM85 187H83V189H84ZM94 188V187H93ZM117 188V189H118ZM158 188H162V190H161V195L158 193V191L157 190H159ZM38 190V187H36L35 188V190ZM74 189V188H73ZM77 189V188H76ZM79 189H80V187H79ZM82 189V190H83ZM96 189H98L97 188V186H96ZM95 189V190H96ZM104 189V188H103ZM107 189H110L109 187L107 188ZM113 189V188H112ZM116 189V190H117ZM1 191H2V189H0ZM7 190V189H6ZM9 190V189H8ZM7 190V191H8ZM26 190H27V188H26ZM30 190V189H29ZM34 192H35V190L34 189H32ZM104 190H106V189H104ZM243 190V191H242ZM4 191V192H3ZM2 191V195L6 192L7 193V196L9 197V195H8V192L7 191H5V189ZM31 191V190H30ZM33 191H32V193H33ZM75 191V190H74ZM78 191H80V190H78ZM83 191H86V190H83ZM153 191H157V197L159 198L158 199V201H157V203L159 204L157 207L154 205V206H151V204H152V201H153ZM160 191V190H159ZM236 191H237V193H236ZM99 192H100V190H99ZM256 192V193H255ZM10 193V192H9ZM14 193V192H13ZM15 193H19L20 194V192L18 191V192H15ZM14 193V194H15ZM28 193V192H27ZM26 192H25V195L27 196H29V194H27ZM31 193V192H30ZM38 193H40V192H38ZM87 194V192H84L83 194ZM97 193V192H96ZM233 193H236V195H233ZM0 194H1V192H0ZM12 194V193H11ZM34 194V193H33ZM71 194V193H70ZM73 194V193H72ZM74 194H77L76 192L74 193ZM73 194V195H74ZM118 194H120V195H118ZM170 195V197L171 196H173L174 197V199L176 198V200L178 201V205H176L177 206V208L176 209H174L173 207V210H171V208H170V210H167V209H164V207H166V206H164V207H162L163 206V204H162V201L163 200H165L164 198H166L167 197V195ZM23 195V194H22ZM24 195V196H25ZM36 196H37V194H35ZM35 195H34V197H35ZM41 195V194H40ZM97 195V194H96ZM4 196H6L5 194L1 197L0 196V198L2 199H4ZM12 198H14L12 195H10ZM42 196V195H41ZM80 196H81V194H80ZM85 196V195H84ZM29 197H32V196H29ZM44 197V196H43ZM65 197V196H64ZM64 197H62V198H64ZM72 197V196H71ZM81 197H83V195L81 196ZM80 197V198H81ZM87 197V199L90 197V196H86ZM86 197H84V199L86 198ZM252 197H254V196H252ZM7 198V197H6ZM12 198H11V200L10 201H12ZM22 198V197H21ZM66 198H68L67 196H66ZM77 198H79L78 196H77ZM77 198L75 199V200H73V202H72V204L71 203H69V205L70 206H73V204L74 205H77L76 203H78L79 201H77ZM111 198V197H110ZM1 199H0V203H1ZM2 199V200H3ZM15 199V198H14ZM43 199V198H42ZM41 199V200H42ZM45 199V198H44ZM69 199V198H68ZM86 199V200H87ZM6 200V199H5ZM35 200V199H34ZM36 200H38V199H36ZM35 200V201H36ZM40 200V199H39ZM38 200V201H39ZM40 200V201H41ZM46 200V199H45ZM81 201H82V199H80ZM88 200H91V199H88ZM111 200V199H110ZM167 200V199H166ZM175 200V202H177ZM15 201V200H14ZM35 201H33V202H35ZM48 201V200H47ZM95 201V200H94ZM93 200L92 201H89L90 203H91V205L93 204V202H94ZM254 201V200H253ZM45 202V201H44ZM43 202V203H44ZM62 202V201H61ZM66 202V201H65ZM71 202V201H70ZM83 202V201H82ZM85 202V201H84ZM83 202V203H84ZM88 202V201H87ZM109 202V201H108ZM111 202V201H110ZM165 201H163V203H164ZM6 203L7 202H4V204L3 203H1V205L3 204L4 206L6 205ZM8 203H10V202H8ZM13 203H15V202H13ZM41 203H42V201H41ZM48 203V202H47ZM67 203V202H66ZM98 204V202H95V204ZM157 203H156V205H157ZM239 203V204H238ZM12 204V203H11ZM10 204V205H11ZM64 204V203H63ZM82 204V203H81ZM110 204V203H109ZM175 204V203H174ZM173 204V205H174ZM253 204V203H252ZM251 204V205H252ZM1 205H0V207H1ZM8 205V204H7ZM7 205H6V207H7ZM12 205H14V204H12ZM35 205H37L36 204V202H35ZM38 205H39V203H38ZM67 205V204H66ZM66 205L64 206V207H66ZM83 205V204H82ZM86 205V204H85ZM87 205H89V203L87 204ZM245 205V204H244ZM3 206V207H4ZM46 206V208H47V205H45ZM50 206V205H49ZM63 206V205H62ZM78 206H81V205H78ZM175 206V207H176ZM247 206V205H246ZM246 206H243V207H245L246 208ZM2 207V208H3ZM6 207H5V209H6ZM8 207H11V206H8ZM37 207H39V206H37ZM41 207V206H40ZM82 207V206H81ZM93 207H94V205H93ZM253 207H254V204H253ZM1 208V209H2ZM12 208H13V206H12ZM44 208V207H43ZM51 208V207H50ZM68 209H69V207H67ZM86 208V207H85ZM88 208V207H87ZM86 208V209H87ZM166 208H168V207H166ZM250 207L249 206H247V209H248V211H244L243 210V213H241L242 214V216L241 217H243V218H245L246 216H248L249 214V210H250V212H251V210L253 209V208H251V209H249ZM9 209H11V208H9ZM42 209V208H41ZM40 208H39V210L42 212L43 210H41ZM48 209V208H47ZM47 209H45V210H47ZM65 208H63V213H64V211H65V213H66V209L64 210ZM70 209H72V207H70ZM69 209V210H70ZM76 209V208H75ZM78 209V208H77ZM76 209V210H77ZM80 209V208H79ZM86 209H84L85 211H86ZM89 210H91V208H88ZM87 209V210H88ZM95 209V208H94ZM96 209H98V208H96ZM244 209V208H243ZM246 209V210H247ZM3 210H4V208H3ZM49 210V209H48ZM47 210V211H48ZM50 210H52V209H50ZM54 210H55V208H54ZM57 211H59V209H56ZM62 210V209H61ZM68 210V211H69ZM240 210V209H239ZM72 211V210H71ZM70 212V211H69ZM69 212H68V214H69ZM78 212H79V210H78ZM77 212V213H78ZM93 212H94V210H93ZM37 213H39V212H37ZM54 213V212H53ZM62 213V214H63ZM64 213V214H65ZM71 213V212H70ZM81 213H82V211H81ZM235 213V214H234ZM247 213V214H246ZM61 214V216L63 217V215ZM72 214V215H71ZM70 214V217H69V225H70V223H74V225H75V223H77L78 222V219H81L82 217H80L79 215H77L76 217L78 218H76L75 217V215L73 214V211H72V213ZM76 214V213H75ZM79 214H80V212H79ZM213 214V215H214ZM237 214V215H238ZM59 215V214H58ZM94 214H92V216H93ZM206 215H208V214H205V216ZM255 215V216H254ZM60 216V215H59ZM67 216V215H66ZM95 216V218H96V220H97V218L98 217H96V214L94 215ZM93 216V217H94ZM98 216V215H97ZM128 216H130V217H128ZM198 216V215H197ZM205 216H203V217H205ZM54 217H56V215H55V213H54ZM80 217V218H79ZM192 217V216H191ZM195 217H194V219H195ZM202 217V216H201ZM208 217V216H207ZM206 217V218H207ZM211 217H214V216H211ZM52 218H53V216H52ZM60 218V217H59ZM58 218V219H59ZM89 218V217H88ZM88 218H86V219H88ZM92 218V217H91ZM190 218V217H189ZM239 218V217H238ZM76 219H77V222H76ZM109 219V218H108ZM209 219V218H208ZM211 219V218H210ZM239 219H241V218H239ZM246 219V218H245ZM29 220H32L31 218L29 219ZM28 220V221H29ZM52 220V219H51ZM95 220V219H94ZM95 220V221H96ZM101 220V219H100ZM216 220V219H215ZM244 220V219H243ZM27 221V222H28ZM33 221V220H32ZM31 221V222H32ZM54 221H55V219H54ZM61 221V220H60ZM59 221V222H60ZM80 221V220H79ZM85 221V220H84ZM89 221V220H88ZM98 221H99V218H98ZM109 221V220H108ZM107 221V222H108ZM111 221H110V224H109V226H111ZM190 222H191V220H189ZM212 221V220H211ZM25 223V221L23 222V223H25V224H28V223ZM30 222V223H31ZM53 222V221H52ZM51 222V224H53ZM63 222L65 223L66 221L63 219ZM92 222V221H91ZM94 222V221H93ZM127 223H128V221H126ZM32 223H35L34 221L32 222ZM31 223V224H32ZM50 223V222H49ZM58 223V222H57ZM62 223V222H61ZM63 223V224H64ZM68 223V222H67ZM66 223V225L68 226V224ZM79 223V222H78ZM81 223H82V221H81ZM95 223H98V225L101 223H99V222H95ZM119 223H121V222H119ZM125 223V222H124ZM124 223L122 224V226L120 227L121 229H123L124 228V230L127 228H125V226L123 227V225H124ZM221 223V222H220ZM48 224V223H47ZM56 224V223H55ZM80 224V223H79ZM89 224V223H88ZM101 224H103V223H101ZM130 224V223H129ZM189 224V222H187V225ZM193 224H195L194 222H193ZM193 224H191L192 226H193ZM212 224H213V221H212ZM59 225H61V224H59ZM65 225V226H66ZM73 224H72V226H74ZM93 225V224H92ZM143 225V226H142ZM144 225H145V229H142L141 230V232H143V234H145V235H148L149 237H143V235H142V233L140 232V229H139V227L140 226H142V227H144ZM23 226V225H22ZM21 226V227H22ZM26 227H27V225H25ZM33 226H34V224H33ZM32 225L31 226H28V228L29 227H33ZM37 225L35 224V227H36ZM56 226H58V224L56 225ZM66 226V227H67ZM72 226L70 225V228H72ZM77 226V225H76ZM82 226V225H81ZM86 226V227H85ZM84 227L85 228H87V226H90V225H85ZM96 225H94L93 226V228L95 227ZM102 226V225H101ZM101 226H99L100 227V230H101ZM119 226V225H118ZM190 226V225H189ZM25 227V228H26ZM62 227H63V225H62ZM66 227L63 229V231L66 229ZM69 227V226H68ZM80 227V226H79ZM83 227V226H82ZM123 227V228H122ZM191 227V226H190ZM28 228H27V233H30L29 231H28ZM34 228V227H33ZM31 228L32 229V231H34V230H36L37 229V227L36 228ZM60 228V227H59ZM69 228V229H70ZM73 228H75V227H73ZM120 228L119 229H117V231L118 230H120ZM141 228V227H140ZM18 229H19V227H18ZM22 229H23V227H22ZM62 228H60V230H61ZM69 229H66V230H69ZM80 229V228H79ZM90 229H91V227H90ZM89 229V230H90ZM104 229V228H103ZM106 229V228H105ZM104 229V230H105ZM187 229H188V227H187ZM195 229V228H194ZM193 228H192V230H194ZM25 230V229H24ZM24 230L22 231V232H24ZM58 230V229H57ZM74 229H72V231H73ZM77 230V229H76ZM75 230V232H78L79 230H77L76 231ZM81 230H82V228L80 229V231H79V233L81 232ZM88 230V228L86 229V230H83L82 231V234H83V232L84 231H87ZM88 230V231H89ZM97 230H99V229H97ZM99 230V231H100ZM114 230H116V229H114ZM16 231H18L17 229H15V231L13 230V232H16ZM26 231V230H25ZM31 231V230H30ZM31 231V232H32ZM38 231H40V233H41V231L42 230H38ZM45 232H46V230H44ZM94 231V230H93ZM98 231V232H99ZM103 231V230H102ZM108 231L110 232V230L108 229ZM122 231V230H121ZM20 232V229H19V231H18V233ZM45 232H43V233H45ZM50 232V231H49ZM53 232H55V231H53ZM58 232V231H57ZM95 232V231H94ZM123 232V231H122ZM166 232H174L173 234H175V235H173L172 233H170V237L169 236H167L168 235V233H167V235L165 234V236H164V233H166ZM185 232H186V230H185ZM191 232V231H190ZM190 232L188 231L187 233H189V235H190ZM17 233V232H16ZM13 234V233H11V234H13V236L14 235H19V234ZM33 233V232H32ZM32 233H31V235H30V237L32 236ZM36 233V234H35ZM39 233V232H38ZM37 233V231L35 232L34 231V233L33 234H35V235H37L38 234ZM40 233H39V235H40ZM51 233V232H50ZM50 233H47V235H50ZM65 233H67V231L65 232ZM70 232H68L66 235L68 236V234H69ZM74 233V232H73ZM72 233V235H74ZM86 233H88V232H86ZM92 233V232H91ZM96 233H97V231H96ZM96 233H95V235H96ZM113 232H111V234H112ZM115 233H116V231H115ZM184 233V232H183ZM183 233H181V234H183ZM186 233V234H187ZM42 234V233H41ZM99 234V233H98ZM106 234H108L107 232H106ZM110 234V233H109ZM120 234V233H119ZM138 234H141V236L140 235H138ZM171 234L173 235V236H171ZM177 234V235H176ZM185 234V233H184ZM37 236V237H41L42 235H40V236ZM44 236H42V238H40V241H41V239L42 240H45V237H47V235H46V233L45 234H43ZM56 235V234H55ZM59 235V234H58ZM63 235V234H62ZM61 235V236H62ZM65 235V234H64ZM79 235V234H78ZM87 235V234H86ZM90 235V234H89ZM94 235V236H95ZM103 235V234H102ZM114 236H115V234H113ZM144 235V236H145ZM10 236V235H9ZM15 236V237H16ZM82 236V235H81ZM91 237L93 236V235H90ZM99 236V235H98ZM108 236V235H107ZM162 236H164V237H166L167 236V238H165L164 239V237H162ZM174 236H176V238H174ZM186 236V235H185ZM15 237H13L14 239H15ZM18 237V236H17ZM29 237V238H30ZM32 237H33V239H32ZM30 239L31 240H33V241H31L32 243L34 242V240L37 238L36 236V238L34 237V236H32ZM43 237H44V239H43ZM51 237V236H50ZM69 237V236H68ZM67 237V238H68ZM76 237H78V236H76ZM85 237V236H84ZM100 237V236H99ZM116 237V236H115ZM124 237H123V239L122 240H124ZM129 237V238H128ZM6 238H8V236L6 237ZM10 238V240H12V242L14 241L13 240V238L10 236L9 237ZM20 238H21V236H20ZM39 238H37L36 240H38ZM58 238V237H57ZM61 238V237H60ZM60 238H58V242H59V240H61ZM71 238V237H70ZM111 237H109V239H110ZM4 240V242H5V244H6V241H5V237L3 238ZM18 239H19V237H18ZM30 239H28L29 241H30ZM63 239H64V243L66 242L65 241V238H64V236H63ZM73 239V238H72ZM90 239V238H89ZM89 239H87V240H89ZM102 239H103V237H102ZM105 239V238H104ZM107 239V238H106ZM118 238L116 237V240H117ZM120 239V238H119ZM142 239H141V241H142ZM0 240H1V238H0ZM6 240H8V239H6ZM55 240H56V242H57V239L55 238ZM69 241H70V239H68ZM74 240V239H73ZM80 240V239H79ZM82 240H83V238H82ZM82 240H80L81 242H83ZM92 240H93V237H92ZM91 240V241H92ZM132 240V241H133ZM155 240L153 241L154 243H156L155 242ZM172 240V241H171ZM181 240H182V238H181ZM3 241L1 240V242H2V245H0V247L2 246V247H4L5 246V244L3 243ZM62 241V240H61ZM60 241V242H61ZM104 241H106V240H104ZM108 241V240H107ZM120 240H118V242H119ZM131 241V240H130ZM180 241V240H179ZM10 242V241H9ZM8 242V243H9ZM31 242H30V246L31 247H34V245L32 246V244H31ZM39 242V241H38ZM46 242H47V240H46ZM49 242V241H48ZM55 242V241H54ZM59 242V243H60ZM71 242V241H70ZM88 242V241H87ZM97 242V241H96ZM98 242H99V240H98ZM103 242V241H102ZM117 242V243H118ZM122 244H124L125 245V243H123V241H120ZM145 242V241H144ZM160 242V240H159V243H161ZM181 242V241H180ZM11 243V242H10ZM35 243V242H34ZM39 243H41V242H39ZM39 243H36V244H38L39 245ZM42 243H44V242H42ZM41 243V244H42ZM77 243V242H76ZM79 243V242H78ZM91 243H93V241L91 242ZM104 243V242H103ZM109 243H110V241H109ZM109 243H107V244H109ZM112 243V242H111ZM128 243H129V241H128ZM128 243L125 245V246H127L128 245ZM133 243V242H132ZM137 243H138V245L140 244L141 245V243H139L138 241H137ZM152 243V242H151ZM12 244V243H11ZM40 244V245H41ZM54 244V243H53ZM63 244V243H62ZM61 244V245H62ZM73 244V243H72ZM80 244V243H79ZM82 244V243H81ZM95 244V243H94ZM107 244H106V246H107ZM147 244V243H146ZM150 244V243H149ZM157 244V243H156ZM163 244H165V242L163 243ZM163 244H162V246H163ZM168 244V243H167ZM178 244H181V243H179L178 242ZM43 245V244H42ZM46 245V244H45ZM45 245H43V247L45 246ZM55 245V244H54ZM98 245V244H97ZM99 245H100V243H99ZM104 245V244H103ZM119 245H121V244H119ZM139 245V246H140ZM151 245V244H150ZM166 245V244H165ZM171 245V244H170ZM7 246V245H6ZM6 246L4 247V248H6ZM73 246V245H72ZM86 246H88L87 244L85 245V247ZM91 246V245H90ZM111 246V245H110ZM130 246H131V244H130ZM137 246V245H136ZM143 246H145V245H143ZM152 246H153V244H152ZM155 246V245H154ZM153 246V247H154ZM156 246H160V245H156ZM169 246V244L167 245V247ZM175 246V245H174ZM173 246V244L171 245V247H174ZM40 248L39 249H41V246H39ZM55 247V246H54ZM56 247H57V243H56ZM61 249H63V245H62V247L61 246H59ZM76 247V246H75ZM77 247H78V244H77ZM79 247H81V245L79 246ZM82 247H84V245H82ZM93 247V246H92ZM100 247H103V246H100ZM115 247H117V246H115ZM121 247H123V245H121ZM127 247H129V245L127 246ZM133 247V246H132ZM135 247V246H134ZM165 247V246H164ZM170 247V246H169ZM176 247H177V245H176ZM253 247V246H252ZM35 248H36V245H35ZM35 248H29V250L31 249V250H33L34 251V249ZM59 248V249H60ZM66 248H67V246H66ZM65 248V249H66ZM72 248V247H71ZM89 248V247H88ZM104 248V247H103ZM103 248H101V249H103ZM113 248H114V246H113ZM125 248V247H124ZM264 248V247H263ZM262 248V249H263ZM2 249V251H4L3 250V248H0V250ZM58 249V247L55 249V250H57ZM58 249V250H59ZM60 249V250H61ZM67 249H69V248H67ZM66 249V250H67ZM75 249V248H74ZM87 249V248H86ZM105 249V248H104ZM111 249V248H110ZM116 249V248H115ZM114 249V250H115ZM118 249H121V248H118ZM126 249V248H125ZM129 248H127V250H128ZM136 250L135 251H137V248H135ZM144 249V248H143ZM146 249V248H145ZM149 249H150V246H149ZM151 249H153V248H151ZM155 249V248H154ZM253 249H256V248H253ZM7 249H5V251H6ZM65 250V251H66ZM80 250H82V248L80 249ZM93 250V249H92ZM107 250V249H106ZM122 250H123V248H122ZM147 250V249H146ZM145 250V251H146ZM36 251V250H35ZM37 251H38V247H37ZM40 251H42V249L40 250ZM68 251V250H67ZM72 251H74V250H71V252ZM76 251H78V250H76ZM83 251H84V249H83ZM89 251H90V248H89ZM95 251V250H94ZM100 251V250H99ZM104 252H105V254L106 253H108L109 254V252H107V251H105V250H103ZM111 251V250H110ZM120 251V250H119ZM133 251V250H132ZM147 251H150V250H147ZM262 251V250H261ZM29 252H32V251H29ZM60 252H63V250L62 251H60ZM69 252V251H68ZM68 252H66V253H68ZM82 252V251H81ZM85 252V251H84ZM96 252V251H95ZM98 252V251H97ZM96 252V253H97ZM101 252H102V250H101ZM131 252V251H130ZM138 252H139V249H138ZM142 252H143V250H142ZM151 252V251H150ZM149 252V253H150ZM0 253H3V252H1L0 251ZM77 253V252H76ZM79 253V252H78ZM95 253V254H96ZM100 253V252H99ZM127 253H129V252H127ZM135 254L137 253V252H134ZM133 253V254H134ZM202 253H204V251L202 252ZM262 253H263V251H262ZM56 254H60V253H58L57 251H56ZM70 254V253H69ZM73 254H74V252H73ZM82 254V253H81ZM95 254H94V256H95ZM125 254V253H124ZM264 254V253H263ZM34 255H35V252H34ZM97 255V254H96ZM111 255V254H110ZM118 255H119V253H118ZM117 255V256H118ZM132 255V254H131ZM138 255H140V254H138ZM35 256H37V255H35ZM39 256H40V254H39ZM57 256V255H56ZM66 256H68V255H66ZM74 256V255H73ZM77 256V255H76ZM84 256H86V254L84 255ZM100 256V255H99ZM99 256L97 257L98 259H99ZM107 256V255H106ZM112 256H113V254H112ZM112 256H110L111 257V259H112ZM123 256H126V255H123ZM127 256H128V254H127ZM127 256H126V258H127ZM134 256V255H133ZM136 256V255H135ZM61 257H62V255L60 256V261L59 262H61ZM70 257V256H69ZM69 257H68V259H69ZM72 257V256H71ZM91 256H89V258H90ZM96 257V256H95ZM95 257H92V258H95ZM103 257H104V254H103ZM107 257H109V256H107ZM115 257V256H114ZM119 257V256H118ZM117 257V258H118ZM58 258V256L56 257V259ZM63 258V260H64V257H62ZM74 258V257H73ZM72 258V259H73ZM78 258H80V257H77V259ZM87 258H88V256H87ZM92 258H91V260H92ZM130 258L131 257H129V260H130ZM37 259H38V257H37ZM59 259V258H58ZM67 259V258H66ZM65 259V260H66ZM81 259V258H80ZM82 259H83V257H82ZM96 259V258H95ZM94 259V260H95ZM105 259V258H104ZM110 259V260H111ZM76 260V259H75ZM79 260V259H78ZM84 260V259H83ZM86 260V259H85ZM101 260V259H100ZM118 260V259H117ZM127 260V259H126ZM126 260L124 259V261L126 262ZM132 260H135V259H133L132 258ZM69 261H71V264H72V261L73 260H69ZM68 261V262H69ZM77 261V260H76ZM88 261V260H87ZM90 261V260H89ZM99 261V260H98ZM102 261V260H101ZM106 261V260H105ZM119 261V260H118ZM123 261V260H122ZM123 261V262H124ZM131 261V260H130ZM35 262V261H34ZM58 262V261H57ZM82 262V261H81ZM92 262V261H91ZM106 262H109V261H106ZM122 262V263H123ZM128 262V261H127ZM126 262V263H127ZM135 262H136V260H135ZM137 262H139L138 260H137ZM141 262V261H140ZM62 263V262H61ZM87 263H89V262H87ZM105 263V262H104ZM110 263V262H109ZM129 263V262H128ZM57 264V263H56ZM62 264H64V263H62ZM79 264H80V262H79ZM95 264V263H94ZM97 264H99V263H97ZM125 264V263H124ZM133 264H135L134 262H133ZM138 264V263H137ZM140 264H142V263H140Z\"/></svg>", "mask_w": 264, "mask_h": 264}, {"label": "rangeland", "instance_id": "rangeland-1", "mask_svg": "<svg viewBox=\"0 0 264 264\" xmlns=\"http://www.w3.org/2000/svg\"><path fill=\"white\" fill-rule=\"evenodd\" d=\"M45 1V3L44 4H46V2L47 3H50V6H52L53 8H55V7H57L58 9H55V12H54V10H53V13L55 14V13H57V12H59V13H57V18H55L56 17V15H54V14H52V16L54 17V19H52L53 17L51 16V18L50 17H48L47 16V20L48 21H46L45 22V24L46 23H48V24H46V27H45V29L46 30H48V26H49V28H51V29H49L50 31V33H51V30L54 28L53 26H55V28L56 29H58V32H56V34H55V32L53 33L54 35H55V38H56V41H58L59 42V40L61 39V38H58L59 37V34H60V32L59 31H61V33L62 32H64V33H62V35L60 34V37H63V38H68L69 40H70V38L71 37H74V38H72V41L71 42H73L74 40V42H73V44H75V45H72V43L70 42V41H68V39H67V42L64 40V39H61L60 40V44L59 45H57V43H56V45H57V47H59L60 45H62L61 47H60V50L57 48H55V46L56 45H52V44H48L47 42H46V44H48L46 47L44 46V45H42L41 46V48L44 46L45 47V49L44 50H47V53L45 52V51H41V48L40 47H37V48H35V50H37L38 48V50L41 52V53H39L40 55H38V58H37V60L35 61L34 59H33V61L32 60H30V62H29V58L31 57V58H34L33 57V55L35 54V55H37V53L39 52H37L36 53V51L34 52V53H31V56L28 58V60L26 59H24V57L25 56H23V55H25L26 54V57L27 56H29L30 54H27V53H30V52H33L31 49L28 51V52H26L25 51V53H23V54H21V53H18L17 51H15L16 49H14V51L16 52V54H17V56H16V54H15V52H13V48H16L17 47V45H19V43H18V41H16V42H14V43H16L15 45L14 44H12L11 43V41H9V40H11L12 38V36H11V34L13 33V37H14V32H12L11 31V33L9 34L11 37L10 38H8V39H5V43L8 41L10 44H12V45H10V44H8V42L6 43V46L7 45H9V46H4L5 44H4V42H3V44L4 45H2V46H0V51H1V49H2V47H3V49H2V53L0 52V58H1V56L4 54V56L3 57H5V59L7 60V59H9L8 57L9 56H13V57H10L11 58V60L13 59L14 60V57H18L19 59L21 58V60L20 61H18V58L16 59L15 58V62L13 61H11L10 59L9 60H5L4 58H1L0 59V61L2 60L3 61V63H1L0 62V64H5L6 63V66H3V67H1V68H4V69H7V65H8V69H10L9 67H12V65H14V63H16V64H19V63H17V61L18 62H22L23 60H24V62H25V64H19L22 68H27L28 70L26 71L25 69H23V73L21 72V70L22 69H20V66L18 67V65H14V66H16V68L18 69H16L14 66L9 70L10 71V73L8 72V70H3V71H0V72H2V74H1V77L3 78H1L0 77V87L2 88V86L5 88V86L7 87V89H4V88H2V91L0 90V92L2 93V92H4V93H2L1 94V97H2V95H3V97L2 98H4V99H6L5 101H6V104H7V102H8V100L7 99H9L10 98V96H11V98L9 99V105H7V109H8V111H11V114L12 113H14L15 115H16V118H15V115H11L10 114V112H9V115H11V116H14V117H11L10 116V118H11V121H13L12 122V125L14 124H16V126L14 127V125H13V127L14 128H12V130H13V132L16 134V132H17V134H16V136H17V138H16V136H15V138H13L14 137V135L12 136V140L13 141H15V142H13V141H11V143L12 144H9V145H6V146H2V147H0V156H4V154H6L8 157H9V155H10V152L12 151V152H14V153H11V156H12V158H13V156L15 157V158H13V160L15 159L16 161H17V159H25V157H27L29 154H33V155H29V157H27L25 160H24V162L25 163H27V161H28V163H27V165H24L25 163L23 162V160H21L23 163H21V161H20V163L19 164H17V162L14 160H12V164H11V156L8 158L7 156H5V157H3V158H1L0 157V162L3 160V162L5 163L4 165L3 164H1L0 163V165L3 167V166H5V167H1L0 166V172H4L5 171V173L7 174L4 178L3 177H1L0 178V180L2 179V183L4 184V185H2V183L0 184V189H2V191L5 189V191H7L8 189V195H9V197L7 196V193L5 192L4 194L6 195V196H4V199L2 200L1 198V203H3L4 204V202H7L6 203V205H7V207H6V205L4 206L3 204L1 205V203H0V205H1V207H0V238H1V240L3 241L4 239V237H5V241H6V244H5V242L3 241V243L5 244V246H6V248H4V247H2L3 245H2V242H1V240H0V245H2L0 248H3V250L4 251H2V249L0 250L1 252H3V253H0V264H62V263H64V264H71V261H69L70 259L71 260H73L72 261V264H79V262H80V264H97V263H99V264H133V262L135 263V264H140V263H142V264H264V213H263V216H261L260 217V219L259 218H257L256 220L254 219V221L253 220H251L252 218H248V217H250L251 215H253V213H254V209H256V207H255V201L258 199V197H259V195L257 196L256 195V197H255V195H253L254 194V192H252L251 193V195L249 194V193H244V194H241V195H243V199L241 200V203H243V204H241L240 205V207L238 208V207H236V211H235V215H232L231 217H226L223 221L220 219V221H217V220H219V219H217L218 218V215H216V214H211V213H205V214H208V215H206L205 216V214L203 215V214H201V213H197L196 214V217L194 216L195 215V213L196 212H194V213H192L193 215H190L187 219H186V221H185V223H186V226H185V228H183V229H181L182 231H180L181 233H183V234H179V233H177L176 235L177 236H179V235H181V237L180 238H178V240H176V242H175V244L172 242V243H170V241H166V239L165 238H167V236H169L170 237V233H174V232H166V233H164V236H165V234L167 235V233H168V235L166 236V237H164V236H162V237H164V242H165V244H163L164 242H161L163 239H151V242H150V240H145L146 238H143L142 239V237H139L138 239H136L135 238V240H133V239H127V241H125V237H124V235L126 236L128 233H130V230H129V228L128 227H132V220H130V222H129V219L127 220V219H123V220H119L116 224H117V227H113L114 225V223L111 221V217H112V215H113V212H114V210H112L113 209V202H112V200H113V198L115 197V195L117 196V193H121V188H118L117 187V185H113L112 184V186H114V187H111V185L109 184L108 185V183H109V181H108V183H107V181H105V185H107V187H103L104 189H106V190H104L103 188L102 189H99L100 188V183L102 184V182H104V180L102 179L103 178V176H104V174H103V171H104V173H107L108 172V174H106L107 176H111V173L108 171V170H105V168H104V170H102V172L100 173V171H96V172H88V173H84L82 170H81V167H80V164H79V162H77L78 160L74 157V151H75V149H76V145H78V144H76L78 141H76L75 142V140H77V138L75 137L76 136V134H74V133H77L76 132V130L80 127V128H92V126L95 124V122L96 121H94V120H92L91 118H90V120H89V124H87L86 122L88 121V120H86V122H85V120H83L82 122H76V119H74L73 120V118H74V115H72L73 114V111L75 110L74 109V107H76V105H75V102H73L74 100V98L73 97H77V95L79 96V94L82 96V95H86V93H87V95H91V93L92 94H95V93H98L99 91H104V88H102L103 86H101L100 85V83H102V84H105V85H108L109 87H110V89L108 88V87H106L105 85H104V87H106L105 88V92H109L110 94H114L115 92V90H114V88H116V90L117 89H119V88H117V87H120L121 85L123 86V84L121 83V82H123V81H121L122 79V77H123V80H124V78L125 79H127V77H126V75H125V77L123 76V74H121L120 72L122 71L121 69H124L125 68V66H126V68H128L129 70L131 69V68H133L132 67V65L131 64H133L132 63V61L133 60H139L138 58H140V61H141V58H143V59H146V55L144 56L143 54H146V47L145 46H147V45H150L149 43H148V40H146V39H144L143 38V36H145V38H146V33H145V31H143V33H141L142 31H140L139 29H138V31L137 30H133L132 31V28H134V27H132L131 28V26L130 25H128L127 26V24H125V25H121V24H119L118 25V22H119V18H121L122 17V15H121V17H119L118 16V13L117 12H115L114 13V11H112V9L113 10H115V8H112V6L115 4V2L117 3V0H110V2H109V0H100V1H98V0H93V1H95V2H93L94 3V5L91 3V0H57V2L55 1V0H43V2ZM50 1V2H49ZM84 1V2H83ZM101 1L103 2V3H101ZM114 2V4H113V2ZM124 0H122V1H118V3H120V2H123ZM174 2H176L175 0H173ZM187 0H185V3L183 2V4H187V3H192L193 1L192 0H189V1H192V2H186ZM53 2V3H52ZM60 2V3H59ZM80 2V3H79ZM88 2L90 3V5L88 4ZM96 2H97V4H96ZM100 2V3H99ZM112 2V3H111ZM169 2V1H168ZM167 2V3H168ZM170 2H172V0H170ZM169 2V3H170ZM178 3L179 2H181V0H178L177 1ZM177 2H176V4H177ZM56 3V4H55ZM57 3H58V5H57ZM110 3V4H109ZM167 3H166V0H161V1H158V3L157 4H155L154 6H153V8H150V7H144V8H142L141 6H140V4L139 3H135L134 4V6H133V8H134V15H131V14H129V13H124V14H126V15H124L123 16V18L125 17L126 19V21H128V23L130 22L131 23V21H133L132 22V24L131 25H133V23L134 22H139V21H141V19L143 18H150V16L151 15H153V14H161V13H163V12H165V11H167L168 9L167 8H171L170 10L174 13V10L177 12L178 11V4L177 5H175L173 2V4H174V6L171 4V6L172 7H169V6H167ZM55 4V7L53 6V5ZM80 4V5H79ZM91 4L93 5V6H91ZM101 5V4H103V5H101V7L99 6V5ZM182 3H179V7L181 8V10L183 9V7H185V5H181ZM47 5H49V4H47ZM96 5V7H94ZM109 5L110 7L109 8H112V9H110V10H108L109 8L107 7V6ZM112 5V6H111ZM136 5V6H135ZM91 6V7H90ZM99 6V7H98ZM176 6V8H174ZM59 7H60V9H59ZM92 8V7H94L93 9H91L90 10V8ZM105 7V8H104ZM107 7V8H106ZM89 9V11H88V9ZM103 8L104 9H106L105 11H108V12H106V14H105V12H104V14H105V16H104V18H106V20H107V22H108V20L109 21H111V20H113L114 19V16L116 17V21H118V22H116V21H111V22H108L109 24H111L112 26H113V24L114 25H118L117 26V29H115V27L116 26H113V31H111V29H109V27L111 26H107V25H109V24H107V22L105 23V25H104V23H103V25L105 26V27H103V25H101V26H95V24H96V22L97 21H99L97 18H96V16H98V15H100V14H97V11H99L100 10V12L103 10ZM172 8H173V10H172ZM180 8H179V11L177 12V13H179L181 10H180ZM61 9H63V12H61L62 10ZM65 9V10H64ZM87 9V11L88 12H90L87 16H82V15H86L88 12L86 11L85 12V10ZM99 9V10H98ZM59 10V11H58ZM92 10H94V12H95V14H97V15H94V12L92 11ZM169 10V11H170ZM66 11V12H65ZM67 11L69 12V14L67 13ZM92 11V12H91ZM110 11V12H109ZM100 12H98V13H100ZM175 12V14H177ZM85 13V14H84ZM113 15H111V14ZM137 13V14H136ZM59 14V15H58ZM66 14H68L67 16L68 17H70V15H72V18L70 17V19L72 20H68V17H66ZM91 14V17H95V19H93V18H90V15ZM108 14V15H107ZM62 15H65V17L67 18H65V17H62ZM119 15H120V13H119ZM130 15V16H129ZM49 16H50V14H49ZM59 16V17H58ZM60 16H61V19H59L60 18ZM77 16H78V19H76L77 18ZM76 17V18H75ZM81 17V18H80ZM86 17H88L87 19H85V21H83L84 20V18H86ZM111 17V18H110ZM119 17V18H118ZM48 18H50V19H48ZM81 20H80V19ZM118 18V19H117ZM73 19H76L75 21L73 20ZM83 19V20H82ZM92 19V20H91ZM100 19V21H99V23L97 22V25L99 24H101L102 23V21H103V19L102 18H99ZM111 19V20H110ZM55 20H56V23H54L55 22ZM67 20V21H66ZM79 20V21H78ZM86 20H87V22H86ZM90 20H91V22H90ZM93 20H94V23H93ZM50 21H51V24H49L50 23ZM69 21V22H68ZM53 22V23H52ZM70 22L71 23H73L74 24V22H75V24L73 25H70ZM79 22H80V24H79ZM89 22V24H90V26L88 25V24H86V23H88ZM105 22V21H104ZM116 24H115V23ZM79 25H78V24ZM120 23V22H119ZM127 23V22H126ZM52 24H54V25H52ZM67 24H69V25H67ZM84 24V25H83ZM96 27H94L95 29H97V28H102V30H103V32L104 33H102L101 35V37H100V34L98 33L101 29L99 28L98 29V32L95 30V29H93V25ZM48 25V26H47ZM52 25V26H51ZM75 25H78L77 27H73V26H75ZM82 27H81V26ZM86 25V26H85ZM67 26V27H66ZM69 26V27H68ZM73 27V31H72V27ZM84 26V27H83ZM112 26H111V28H112ZM123 26V29L121 28ZM124 26H125V28L127 29V32L129 31V33L131 34V35H129L127 32L126 33H124L126 30H124ZM53 27V28H52ZM89 27V28H88ZM106 27L108 28L107 30H109V31H107V30H105L106 29ZM71 28V29H70ZM77 28V29H76ZM83 28H87V29H84V31H83ZM90 28H92L93 30H91ZM120 30H119V29ZM130 28H131V30H130ZM56 29H55V31H56ZM66 29H67V32H66ZM82 29V30H81ZM88 29H90L89 31H88ZM121 29L123 30V34H122V32H121ZM68 30H69V33L70 34H68ZM86 30V31H85ZM101 30V31H102ZM115 30V31H114ZM117 30V31H116ZM119 30V31H118ZM53 31V30H52ZM79 31H83L82 33H80ZM88 31V32H87ZM94 31H96V32H94ZM110 31H111V33H110ZM133 33V34H137V35H133L131 32ZM48 32V31H47ZM106 32L107 33H110V34H112V32H113V35H110L109 37H108V35L109 34H106ZM115 32H117L116 33V35H115ZM120 32H121V34H120ZM139 32H140V34L141 35H143L142 36V38H139L141 35L139 34ZM73 33H76L75 35H73ZM85 33H86V35H85ZM87 33L88 34H91V35H87ZM92 33H93V35H94V33L97 35V38L98 39H100L101 38V40H98L97 38H95L96 36L94 35V37H93V35H92ZM101 33V32H100ZM53 34H51V35H53ZM66 34H68V36H66ZM99 34V35H98ZM104 34V35H103ZM106 34V35H105ZM118 34L121 36L122 35V37H123V39H125L124 38V36L123 35H125L126 37H127V39H129V36H132L131 38L133 39V41L138 45V48H136L137 47V45H136V47H134V46H132V45H130V44H127L126 45V47H125V49L123 48V50L125 51V52H127L126 50L127 49H130V50H132L133 52H131V53H129L130 51L128 50V52L126 53V54H131L132 55V53H134V56H131L130 57V55H127L126 56V54H123L125 57H126V59H128V60H126L125 58H124V56H122V54H121V57L120 56H118V54H120L119 52H122L121 51V49H119V50H117L118 49V47H116V44H112L111 42H117L118 40H119V38H121L120 36H118ZM65 35V36H64ZM70 35V36H69ZM57 36V37H56ZM88 36V37H87ZM92 36V39L94 38V40L93 41H96L97 42V40H98V42L100 41V44L97 42V44H96V42H93L92 41V39L91 40H89L90 38L89 37H91ZM104 36V37H103ZM112 36H115L114 38H115V40H113V37ZM54 37V36H53ZM70 37V38H69ZM86 38V39H83V38ZM106 37H107V39H106ZM111 37H112V40H111ZM134 37H136V38H134ZM140 39V42L138 41L139 39ZM59 40H58V39ZM77 38V39H76ZM74 39V40H73ZM79 39H81V41H80V43L79 42H77V44H76V41H78ZM97 39V40H96ZM106 41H105V40ZM108 39H110V40H108ZM136 39H137V42H136ZM143 39V42L141 41ZM46 40H49V39H46ZM64 40V41H63ZM84 40V41H83ZM107 40H108V42H107ZM62 41L64 42V43H62ZM87 41V42H86ZM91 41V42H90ZM101 41L103 42L104 41V44L105 45H103L102 43H101ZM109 41H110V43L112 44V45H115V47L114 46H112L111 44H109ZM132 41V40H131ZM145 41H147V43L145 42ZM13 42V41H12ZM70 42V44L68 45V43ZM83 42V43H82ZM87 43L86 45H85V43ZM90 42V43H89ZM93 42V43H92ZM113 42V43H114ZM115 42V43H116ZM142 42V43H141ZM62 43V44H61ZM66 43H67V45H66ZM107 43V44H106ZM66 45V50H63V51H65V53L67 52V51H69L70 52V54H68L69 56L71 55V57H69L68 55H66L65 53H63V55H62V53H59V51L61 52L62 51V49H64L63 47H65V45ZM84 44V45H83ZM93 44V45H92ZM110 46H109V45ZM142 44H145V45H143V46H140V48H139V45H142ZM147 44V45H146ZM49 45H50V48L52 49V51H51V49L50 48H47V47H49ZM64 45V46H63ZM95 45V46H94ZM98 47H97V46ZM108 47H107V46ZM129 45H130V48H129ZM10 46H12V47H10ZM53 46H54V51H53ZM68 46H70V47H68ZM71 46H73V47H71ZM84 46H86V47H84ZM88 46V47H87ZM92 46H93V48H96V49H93L92 48ZM106 46V48H104ZM127 46H128V48H127ZM6 49H8V47L9 48H11L12 50L11 51H9V49L8 50H6ZM99 47H101V48H99ZM115 48V50L116 51H112V49H114ZM141 47H143V48H141ZM47 48V49H46ZM71 48V49H70ZM86 48V49H85ZM97 48H99V49H97ZM103 48V49H102ZM109 48V49H108ZM127 48V49H126ZM132 48V49H131ZM148 48H149V46H148ZM50 49V50H49ZM55 49H56V51H55ZM68 49V50H67ZM70 49V50H69ZM91 49H93V50H91ZM102 49V50H101ZM104 49H106V50H104ZM111 49V52H108V54H107V50L109 51ZM134 49V50H133ZM143 49V50H142ZM3 50H4V52H3ZM49 50V51H48ZM59 50V51H58ZM101 50V51H100ZM138 52V53H136V51ZM139 50H140V52H139ZM141 50H142V52H141ZM218 50H220V49H218ZM221 50H222V48H221ZM220 50V53H218L219 51H217L216 53L219 55V56H223V54H224V51H221ZM6 51H7V53H6ZM11 52V53H9V52ZM51 51V52H50ZM62 51V52H63ZM123 51V52H124ZM135 51V52H134ZM145 51V52H144ZM164 50H162L161 52H160V56L162 57H166V55L164 54V52H163ZM43 52H45V53H43ZM56 52V53H55ZM69 52H67V53H69ZM103 52L106 54V56L104 57L103 55ZM115 52H117V55L116 54H114ZM124 52V53H125ZM144 52V53H143ZM222 52H223V54H222ZM15 55H14V54ZM42 53L45 55H43L42 56ZM51 53V55H49ZM58 53H59V55H58ZM111 53V55H113L114 54V56H112V57H110V56H108L109 54ZM141 53H143L142 55H141V57H138V56H140V54ZM2 54V55H1ZM6 54V55H5ZM8 54V55H7ZM10 54V55H9ZM19 54H21L22 55V57H21V55H19ZM46 54H47V56H46ZM139 54V55H138ZM157 53H155V55H156ZM57 55V56H56ZM116 55V56H115ZM8 56V57H7ZM40 56V57H39ZM48 56H49V58H48ZM129 56V57H128ZM25 57V58H26ZM43 57V58H42ZM45 57H47L46 58V60H45ZM53 57V58H52ZM56 57V58H55ZM69 57V60L67 59ZM102 57H104L103 59H102ZM109 57H110V59H109ZM115 57H120V58H117V59H115ZM136 57H138L137 59H135ZM156 57H158V59H157V61L156 62H158L159 61V52H158V54L156 55ZM41 58V59H40ZM51 58L53 59V60H51ZM65 58V59H64ZM72 58V60L71 61H73V63H75V64H73V63H71V61H70V59ZM108 58V59H107ZM231 59H234V57H230ZM38 59H39V61H38ZM50 59V61H52V62H50V63H52V64H50L49 63V60ZM120 59H121V61H120ZM142 59V60H143ZM161 59H165V58H160V61H159V64L157 65L156 64V66L154 67V68H156L157 69V67L158 68H160V67H163L162 66V64L164 63ZM205 59V58H204ZM203 59V61L201 62L202 64H203V62H204V67H206L207 68V66L206 65H208V68L207 69H209L210 68V70H211V68L212 69H214V74H213V70L212 71H210L209 72V75L208 76H206V77H202L201 78V76H202V70H200V71H198V72H196V73H194L195 75L197 74V76H198V73H199V78H194L195 76H193L192 78H191V82L192 83H196V85L195 84H193V85H195L194 87H190L192 90H195V89H197V84L199 83V85L201 84V82H202V84L201 85H203V81H205V79H206V81H208L209 83H210V81H209V79L211 80V85H210V88H209V84H208V82H206V84L207 85H205L204 84V86H202V87H204V90L206 91L207 89L210 91V93L211 94H213L214 93V91L212 90L214 87V82H216V83H218L217 81H220L221 79L222 80H225V79H227V80H225L226 81V83L225 82H223L222 81V83H225V84H227V83H229V82H231L232 80H233V78H232V76L229 78V75H227V74H229V70H228V73H226V71L224 72L225 74V76L224 75H222L223 76V78L221 77V75L220 74H223V72L221 73V71H220V73H218V74H215V72H217V71H219V69H218V66L217 67H215L216 65H218L219 63V61H217L216 60V62L215 61H210L209 59H205L204 60ZM219 59H221V58H219ZM44 60V62H41V61H43ZM69 61V62H66V61ZM103 60V62L101 63V61ZM113 60V61H112ZM117 60V61H116ZM129 60H131L129 63H128V61ZM209 60V61H208ZM9 61V62H8ZM11 61V62H10ZM34 61H35V63H34ZM39 63H38V62ZM62 62L63 63V61L64 62H66V63H63V64H61L60 62ZM109 61V62H108ZM110 61L112 62V64L110 63ZM125 62L126 63V61H127V63L129 64V66H128V64L126 63V65L125 64H122L121 62ZM143 61H145V60H143ZM163 63H162V62ZM165 61V60H164ZM7 62H8V64H7ZM24 62H22V63H24ZM31 62H33V64L35 65L34 67H33V64L31 63ZM41 62V63H40ZM46 62V63H45ZM48 62V63H47ZM53 62H54V64H53ZM57 62V64H55ZM108 64H106V63ZM114 62V63H113ZM118 62V63H117ZM134 62V61H133ZM208 62H210V66H209V63ZM213 62H215L216 63V65H215V63H214V65L212 64ZM11 63V64H10ZM26 63H28L27 65L28 66H26ZM32 64V65H30V64ZM37 63V64H36ZM60 63V64H59ZM68 63L71 65L72 64V66H70V65H68ZM138 63H139V61H138ZM137 63V64H138ZM141 63H144V62H141ZM208 63V64H207ZM218 63V64H217ZM11 66H10V65ZM38 64H41V66L40 67H42L43 66V68H45V67H47V69H48V71L50 72V74H49V72H47V69L45 68V69H40V67H38L39 65ZM48 64V65H47ZM49 64H50V66L51 65H53V66H51L52 67V69L51 70H49V68L50 67H48L49 66ZM89 64H91L92 66H95V67H91ZM103 64V65H102ZM121 64V65H120ZM136 64V62H134V64H133V66H135V68L137 69V67L138 66H140L139 67V69H140V71L141 72H143L144 73V75H140L141 77H139V78H137L136 80H135V83L133 84V87H134V85H136V87H134L133 89L134 90H136L137 89V87H139V88H143V87H145V86H147L148 84H146V81L147 82H149L150 81V84H151V81L152 82H154L156 79L157 80H163V79H159V77L158 78H156L157 77V75H151L153 78H155V79H153V78H151V77H145V75H147V72H148V70L149 69H147V68H145V67H143L142 68V66L143 65H135ZM2 65H0V66H2ZM24 65H25V67H24ZM37 65V66H36ZM57 65H58V67H57ZM74 65V66H73ZM89 65V66H88ZM101 65L103 66L102 68H109L112 72H115V74H113L108 68V70L110 71H107V69L105 68L104 70H105V72H103L104 70L101 68V70H103V71H100L99 69H97V67L99 68V67H101ZM105 65V66H104ZM123 65H125V66H123ZM131 65V66H130ZM164 65V64H163ZM32 66V67H31ZM45 66V67H44ZM54 66H56L55 68H54ZM63 66V67H62ZM69 66V67H68ZM110 66H111V68H110ZM128 66V67H127ZM212 66H214L215 68H213ZM59 67H62V68H60L61 70H65L66 68H67V70H69V71H67L66 70V72L64 71V73H63V71H61L60 69L58 70V68ZM73 67V68H72ZM91 67V68H90ZM116 67V68H115ZM123 67V68H122ZM0 68V69H1ZM33 68L35 69V70H33ZM38 70H37V69ZM53 68H54V70H53ZM65 68V69H64ZM92 69V72H94V73H91V70L90 69ZM95 68H96V70L98 71V72H96L97 73V75H95L96 73H95V71H93V70H95ZM14 69H16V70H14ZM32 69V70H31ZM71 69H74V70H71ZM87 69H89V70H87ZM115 69V70H117L118 72H116L115 70L113 71V70ZM120 69V70H119ZM128 69H124L123 71H127V73H128ZM134 69V68H133ZM136 69H134V71L131 69L129 72H135V70ZM139 69L136 71V72H138L139 71ZM142 69H143V71H142ZM145 69V70H144ZM147 69V70H146ZM20 70V72L23 74H21L20 72L19 73H17L18 71ZM25 70V71H24ZM29 70H31L30 71V73H29ZM46 72H45V71ZM56 70H58V71H61V73L63 74H61L60 72H57ZM87 72H86V71ZM158 70V69H157ZM155 71L154 70V72L156 73V72H158V71ZM5 71V73L7 72V74H5V75H7V77H8V75L10 76V77H4V72ZM17 71V72H16ZM37 71H39V74H38V72ZM40 71L41 72H45L46 74H48V75H45V76H43V74H45V73H41L40 74ZM51 71H54V73L53 72H51ZM70 71H73L72 73L70 72ZM89 71V72H88ZM13 72V73H12ZM34 72L36 73V75L35 76H37V78L36 77H34ZM55 72H57L56 74H58V73H60L59 75H60V77H62L63 78V80L59 77V76H56V75H54L53 76V74H55ZM68 72V73H67ZM77 72V73H76ZM89 73V77L91 76V78H89L87 75H86V73ZM140 72V73H141ZM145 72H146V74H145ZM212 72V73H211ZM9 73V74H8ZM15 73H17V75L15 74ZM28 73V74H27ZM31 73H32V76H31ZM51 73H53L52 75H51ZM74 73H75V75H74ZM83 73V76H81V74ZM100 73H101V76L102 77H100L99 75H100ZM104 73V74H103ZM105 73H108V74H110L111 73V75H105ZM116 73H118V74H116ZM120 73V74H119ZM10 74H14L13 75V77H11L12 75H10ZM19 74H21L22 75V77L21 78H19L21 75H19ZM38 74V75H37ZM71 74L73 75V76H71ZM93 76H92V75ZM99 74V75H98ZM3 75V76H2ZM17 77H16V76ZM18 75H19V77H18ZM25 75H26V78H25V80L24 81H22V78L23 77H25ZM52 76L53 78L56 76V79L58 78V80H59V78L62 80H56L55 78V80L51 77V79L54 81V83H53V81L50 79V76ZM71 77V80H70V77ZM103 75H105V77L103 76ZM113 75V76H112ZM217 75H218V77H217ZM14 76H15V79H14ZM29 76V77H28ZM38 76H39V78H38ZM47 76V77H46ZM49 76V77H48ZM64 76V77H63ZM76 76V77H75ZM77 76L79 77L78 79H76L77 78ZM81 76V77H80ZM84 76H87L86 78L88 79H86V80H84L85 79V77ZM96 76H99V77H96ZM117 76V77H116ZM118 76H121V78L120 77H118ZM155 76V77H154ZM196 76V77H197ZM204 76V75H203ZM210 76V77H209ZM213 76H215V77H213ZM220 76V77H219ZM31 77H34V78H36L35 80H37V81H35L33 78H31ZM41 77H42V80L43 79H47L46 81L44 80L43 82H45V83H42L41 82ZM43 77H46V78H43ZM82 77H84L83 79H82ZM96 77V79H94ZM109 77H111L112 79H110ZM208 77V78H207ZM225 77V78H224ZM9 78H11V79H9ZM16 78H17V80H16ZM19 78V79H18ZM66 78H67V80H66ZM99 78V79H98ZM100 78H101V80H100ZM103 78V79H102ZM108 78V79H107ZM141 78H145L146 80L145 81H142L140 84H139V82H140V80L139 79H141ZM212 78V79H211ZM214 78H216L215 79V81L213 82V80H214ZM219 78H221V79H219ZM12 79H14V80H12ZM28 79V80H27ZM30 79L33 81H35V82H32V81H30ZM38 79H39V82H38ZM50 79V80H49ZM74 79H76V80H74ZM91 79V81L94 83L96 80H98L97 82H99V83H94V84H96L99 88H97L96 86V88L95 87H92V86H94L93 85V83L91 82V81H89ZM115 79V80H114ZM120 79V80H119ZM142 79V80H143ZM150 79V80H149ZM171 79V78H170ZM195 81H194V80ZM231 81H230V80ZM7 80H9V82L7 81ZM17 82H16V81ZM18 80H21L19 83H18ZM65 80V81H64ZM69 80V82L70 83H68L67 81ZM72 80L74 81V82H72ZM78 80H81L80 82L81 83H79V81ZM82 80H83V82H82ZM103 80H104V83H103ZM114 80V81H113ZM139 81V82H137L136 83V81ZM167 80V79H166ZM217 80V81H216ZM28 81H29V83H28ZM52 81V82H51ZM55 81H58V83L59 82H65V83H62V84H64V86L61 84V83H59V85H58V83H56ZM76 81H78V84H77V82ZM109 81V82H108ZM116 81V82H115ZM117 81H119L120 83H117ZM126 80H124V82H125ZM167 81H170L169 79L167 80ZM229 81V82H228ZM2 82H4V83H6V85H2ZM10 82H11V85H10ZM31 82V83H30ZM36 82H38L37 84H39V88H38V86L35 84ZM40 82H41V84H40ZM85 82H90L89 84H87V83H85ZM113 82V83H112ZM47 83V84H46ZM48 83H50V84H48ZM53 83V84H52ZM108 83H110V85L108 84ZM115 83V84H114ZM219 83H221V81L219 82ZM14 84V85H13ZM16 84V85H15ZM23 86H22V85ZM26 84V85H25ZM33 84V85H32ZM44 84V85H43ZM53 85V87H52V85ZM54 84H56L55 85V87L57 88V90H55L54 91V89H52V88H55L54 87ZM66 84V85H65ZM73 85L72 87H69V86H71V85ZM77 84V85H76ZM89 85V86H87V85ZM112 84V85H111ZM125 84V83H124ZM139 84V85H138ZM144 84V85H143ZM17 85H20L19 87H21V89L22 90H20V88L18 87V89L20 90H17V88H16V90L17 91H15V87L14 86H17ZM34 85H35V87H34ZM43 87L42 89H40L41 88V86ZM46 85H48V88L51 90H53L52 92L51 91H49L48 92V88H45V87H47ZM68 85V86H67ZM117 85H119V86H117ZM126 85V84H125ZM140 85H142L143 87H141ZM14 88H13V87ZM29 86H31V88L29 87ZM75 86V87H74ZM88 88H87V87ZM111 86H113L112 88H111ZM114 86H116V87H114ZM121 86V87H122ZM213 88H212V87ZM263 86H264V83H263ZM10 87H12V89H14L13 91H10V90H12ZM36 87H37V89H39V90H37L36 89ZM52 87V88H51ZM58 87H60L59 89H58ZM66 87H68L69 89H67ZM103 89H101V88ZM221 88V86L219 85L218 86V89L220 90V88ZM222 87H225V86H222ZM10 88V89H9ZM29 88V89H28ZM33 88L34 89H36L37 90V92L35 93L34 91H33ZM93 88L96 90H93ZM195 88V89H194ZM3 89L4 90H9V92H5V91H3ZM25 90V93H24V90ZM31 89V90H30ZM44 89V90H43ZM45 89H47V91L45 90ZM86 89H90V90H93V91H91V93L89 92L90 90H86ZM113 89V92H110L111 90ZM217 88H216V86H215V91L216 90H218ZM222 89V88H221ZM40 90H42V91H40ZM74 90V91H73ZM108 90H110V91H108ZM21 91H23V92H21ZM44 91H46V94H45V92ZM69 91H71V92H69ZM76 91H77V93H76ZM213 91V92H212ZM18 92V93H17ZM26 92H27V94H26ZM31 92V93H30ZM34 92V93H33ZM41 92V93H40ZM53 92H55V93H57L58 92V96H59V98H60V100H59V98H58V96H56L57 94H55V93H53ZM69 92V93H68ZM74 92V96L71 94V93H73ZM217 92V91H216ZM14 93L16 94V95H14ZM21 95H20V94ZM38 93H39V96H37L38 95ZM44 93V94H43ZM51 93V94H50ZM68 93V94H67ZM209 93V94H210ZM14 95V96H16L15 97V100H13L14 98H12V97H14V96H12V95ZM18 94V95H17ZM23 94V95H22ZM31 94H33V96L31 97ZM55 94V95H54ZM69 94H71L72 96L70 97V95ZM75 94H77V95H75ZM7 95V96H6ZM10 95V96H9ZM20 95V96H19ZM26 95V96H25ZM46 95H48V98L50 97L51 98V100H50V98L49 99H46L47 97H45ZM50 95V96H49ZM60 95H63V96H61L60 97ZM69 95V97H67ZM115 95V94H114ZM263 96H264V94H262ZM262 95H259V96H261V97H263ZM6 96V97H5ZM8 96H9V98H8ZM24 97V98H22V97ZM34 96H36V97H39V99L38 98H36V97H34ZM41 96H43L44 98H45V100L47 101L48 100V102L46 103V101H44V99H43V97L40 99V97ZM55 96H56V98H55ZM66 96V97H65ZM259 96H257L258 98H259V101H263L264 100V98H260ZM20 98V100H22L21 101V104H18V101L20 102V100H19V98ZM28 97L31 99V100H29L28 99ZM53 97H54V99H53ZM62 97H64V99H65V101H64V99L62 98ZM254 97V99H251V98H253ZM256 97V98H257ZM18 98V101L17 102H15L16 101V99ZM26 98H27V100H26ZM58 98V99H57ZM72 98V99H71ZM250 99L248 100L249 102H247L246 104L247 105H249L248 107H247V105L245 104V106H246V108H248L249 110H252L253 112H251V111H249L248 109H246L245 108V106H244V110L245 111H247V112H245L244 113V115L242 116L243 117V119H239V120H234V121H242L243 120V122H245V123H247V124H252L253 123V126H254V128H227L228 130H229V132H227L228 130L226 129L224 132H223V130L222 129H217V128H209V129H212L211 130V132H210V134L215 138V139H217V138H219V139H221L220 140V142L219 143H221V141H222V143H223V145H225L226 143V145H228V144H230V143H232L233 141H234V143L235 142H237V141H235V140H238L239 138L241 139L242 138V136L241 135H243V136H245L244 138H246V140L248 141V142H250V143H257L258 142V144H264V108L262 107L263 105H264V101L262 102V104L260 103V102H257V100H258V98H257V100L255 99V96H250L249 97ZM3 99V100H4ZM23 99H25V100H23ZM35 99H37V100H35ZM63 99V100H62ZM71 100V102H70V100ZM11 100H13V102H15V104L14 103H12L11 102ZM68 100H69V102H68ZM250 100H251V102H250ZM253 100V101H252ZM23 101H24V103H25V106H24V104H23ZM50 101V102H49ZM51 101H52V103H51ZM54 101V102H53ZM58 102V103H55V102ZM59 101H60V103H59ZM61 101H62V103H61ZM63 101H64V103L65 104H67V106H65V104L63 103ZM66 101L68 102V103H66ZM257 102V103H256ZM11 103V104H10ZM48 103L49 104H54V107H52L51 105H48ZM71 103H73L74 104V106H73V104H71ZM18 104V105H17ZM47 106H46V105ZM56 104V105H55ZM58 104V105H57ZM62 104H64V105H62ZM71 104V105H70ZM21 105V106H20ZM252 105V106H251ZM260 105V106H259ZM12 106H13V108L15 109V107H16V111L14 112V109L12 108ZM21 107L22 108V106H23V108H22V110H20L19 109V107ZM26 106H28V107H26ZM45 106H46V108L48 107V109H46L45 108ZM63 106V107H62ZM52 107V108H51ZM63 108V111H61V109ZM68 109H67V108ZM71 107V108H70ZM254 107V108H253ZM262 107V108H261ZM12 108V109H11ZM17 108H18V111L19 112H17ZM25 108H27V113H26V110H25ZM73 108V109H72ZM253 108V109H252ZM46 109V110H45ZM64 109H67L66 111H64ZM13 110V111H12ZM25 110V111H24ZM44 110H45V113H44ZM52 111V112H54V113H51L50 111ZM69 110V111H68ZM73 110V111H72ZM71 111H72V113H71ZM62 112V113H61ZM63 112H70L69 114L68 113H63ZM42 113V114H41ZM48 113L50 114L51 113V115H49V117H55V118H57L56 119V123L55 124H53V125H51L50 127H46V126H43V125H45L44 123H45V121H46V119L48 118ZM55 113H58V114H55ZM248 113H251L250 115H248ZM41 114V115H40ZM43 114H45V116L43 115ZM63 114L65 115V116H63ZM44 116V118H43V116ZM59 115V116H58ZM66 115H70V116H68V117H66ZM61 116H63V117H61ZM41 117H42V122L41 121H39V120H41ZM58 117H59V119H58ZM66 117V118H65ZM70 117H71V119H70ZM98 117V116H97ZM15 118V119H14ZM62 118V119H61ZM64 118V119H63ZM13 119V120H12ZM15 120V121H14ZM59 122H58V121ZM65 120H66V122H65ZM75 121V123H73V122ZM92 121H94V122H92ZM15 122V123H14ZM40 122V123H39ZM44 122V123H43ZM72 122V123H71ZM83 122H84V124H83ZM92 122V123H91ZM41 123H43V124H41ZM61 123H63V124H61ZM67 123L69 124V123H71L72 125H73V127H72V125L71 124H69V125H67ZM82 123V124H81ZM91 123V124H90ZM41 126H40V125ZM57 124H61V126H59V125H57ZM64 124H66L65 126H66V128H65V126H64ZM77 125V126H74V125ZM79 124H81L80 126H78ZM20 125H22V126H20ZM32 125H34V127L32 126ZM35 125H37L36 127H35ZM256 125H257V127H256ZM19 128H18V127ZM27 126L28 127H30V126H32V127H30V129L28 130V128H27ZM59 126V127H58ZM63 126V127H62ZM71 126V127H70ZM82 126V127H81ZM87 126V127H86ZM89 126V127H88ZM259 126H260V128H259ZM262 126V127H261ZM17 127V128H16ZM21 127V128H20ZM26 127V129H27V131L29 132V134H28V132L26 133V130L25 129H23V128H25ZM43 127H45V128H43ZM56 127H57V129H58V133H57V129H56ZM37 130H36V129ZM60 128H61V130H60ZM70 128H72V129H70ZM113 128V127H112ZM15 129H16V131H15ZM17 129H18V131H17ZM21 129H23V131L21 130ZM32 129V130H31ZM39 129V130H38ZM43 129V131H41V130ZM44 129L46 130V131H44ZM51 129H54V131L53 132H51L50 130ZM64 129V130H63ZM75 129V130H74ZM239 131H238V130ZM254 129V130H253ZM233 130V131H232ZM22 131V132H21ZM33 131V132H32ZM36 131H38V132H36ZM50 131V133L48 134V132ZM61 131V132H60ZM70 131L72 132V134L70 133ZM236 131V132H235ZM242 131H243V133H242ZM25 132V133H24ZM31 132V133H30ZM39 132H41V133H39ZM42 132H44L43 134H42ZM46 132V133H45ZM54 132H55V134H54ZM65 132V133H64ZM68 132V133H67ZM226 132V133H225ZM13 133V134H14ZM19 133V134H18ZM38 134V136H37V134ZM60 133V134H59ZM88 133H91L90 131L88 132ZM88 133H87V135H88ZM224 133V134H223ZM21 134V135H20ZM26 134H27V136H26ZM30 134H32L33 135V138L34 139H37V142L38 143H40V144H37V143H34L35 144V146L37 147H34V144H29L30 145V147H34L33 149L32 148H30L31 150H32V152H31V150L30 149H28L27 147H29V145L28 144H26L25 143V140H23V141H21L22 139H24L25 138V136L26 137H28V136H32V135H30ZM34 134H36V136L34 135ZM41 136H40V135ZM71 134V135H70ZM92 135H94L95 134V136L97 137V135L98 134H96V132L95 133H91ZM73 135V136H72ZM21 136V137H20ZM24 136V137H23ZM94 136V137H95ZM239 136V137H238ZM241 136V137H240ZM19 137V138H18ZM37 137V138H36ZM75 137V140L73 139ZM236 137H238L237 139H236ZM39 138V139H38ZM92 138V142L94 143L95 141H93V139H95V138H93V136L91 137ZM15 139V140H14ZM19 139H20V141L23 143H21V142H19ZM38 140H40V141H38ZM73 142H72V141ZM225 140H227V141H225ZM19 143H18V142ZM36 141V140H35ZM62 141V143H60ZM246 141V142H247ZM256 141V142H255ZM43 142V143H42ZM47 142V143H46ZM225 142V143H224ZM247 142V143H248ZM13 143H15V144H13ZM63 143H67V144H64V146H63ZM76 145H75V144ZM222 143H221V145H222ZM18 144H19V146H18ZM23 145V147H22V145ZM24 144H25V146H24ZM41 144H43L42 146H41ZM70 144H72V149H71V145ZM10 145L12 146V145H14L12 148L10 147ZM17 145V146H16ZM20 145H21V147H20ZM27 145V146H26ZM32 145V146H31ZM41 147H40V146ZM45 145H46V147H45ZM73 145H74V147H73ZM44 146V148H42ZM50 146V147H49ZM64 148H63V147ZM9 147H10V149L11 150H9L8 151V149H9ZM18 147V148H17ZM24 147H26L25 149H24ZM55 147H59V148H56L55 149ZM67 147H68V149L70 150H68L67 149ZM15 148H17V149H15ZM21 148V149H20ZM48 149V151H46L47 149ZM62 148V149H61ZM15 150V151H13V150ZM37 149H38V153L36 152L37 151ZM46 149V150H45ZM59 149V150H58ZM68 151H67V150ZM19 150L20 151H22V152H20L21 154H26L25 156H24V158H21V156L23 157V155H21V154H19ZM42 152L43 151V153H41L40 151ZM30 152L29 154L28 153H26V152ZM58 151V153H56ZM63 151V152H62ZM8 152H9V155H8ZM24 152V153H23ZM50 154H49V153ZM65 152H67V155H65L66 153ZM69 152V153H68ZM17 153V154H16ZM34 153H35V155H34ZM53 153H54V155H53ZM62 153H63V156H62ZM70 153H72V154H70ZM13 154V155H12ZM20 156H19V155ZM43 154V155H42ZM46 154V155H45ZM48 154V155H47ZM57 154H59V155H57ZM110 153H108V162H110L109 164L110 165H112L113 164V166H115V165H118V162L120 163V164H122L123 163V161H124V163H125V160H124V158H122V157H120V156H118L119 157V159H118V157H117V155L116 154H114L115 155V160H113V156L112 157H110V155H109ZM20 157V158H18V157ZM43 156V157H42ZM46 156H50L49 157V159H48V157H46ZM53 156V157H52ZM59 156V161H58V158H54V157H58ZM65 157V159H61V157ZM16 157H17V159H16ZM32 157V158H31ZM44 157H45V159H44ZM4 158L6 159H10V160H7V161H9V163L7 162H5L4 161ZM28 158L31 160H28ZM52 158V159H51ZM70 158V159H69ZM73 158V159H72ZM43 159V160H42ZM48 159V160H47ZM53 160V162L51 161V160ZM55 159V160H54ZM61 159V160H60ZM117 159V160H116ZM121 159V160H120ZM123 159V160H122ZM45 160H46V162H45ZM64 160V161H63ZM68 160V161H67ZM71 160V161H70ZM74 160H75V162H74ZM36 161H38V162H36ZM39 161H41L40 163H39ZM61 161V162H60ZM70 161V163H68ZM121 161H122V163H121ZM2 162V163H3ZM17 164V166H14V164L15 163ZM35 162H36V164H35ZM42 162H43V164H42ZM61 164H59V163ZM107 162V163H108ZM113 162V163H112ZM117 162V163H116ZM39 163V164H38ZM63 163H65V164H63ZM76 163H78V164H76ZM7 164V165H6ZM48 164V165H47ZM53 164H54V166H53ZM58 164V165H57ZM109 164H107V168H108V166H110ZM13 165V168H11V166ZM22 165H24V166H26L25 168L26 169H23L24 168V166H23V168L21 167ZM31 165V166H30ZM34 165V166H33ZM40 165H42V166H40ZM44 165V166H43ZM57 165V166H56ZM64 165H66V166H64ZM71 165H73L72 167H74V165L76 166V167H74V168H72L71 167ZM79 165V166H78ZM28 166H30V168L31 169H29V167ZM39 166V167H38ZM47 166V167H46ZM49 166V167H48ZM59 166V167H58ZM18 169V171L21 169H23V170H27L28 171V173L29 174H27L26 176V178H25V172L24 171H21V173L20 172H18L17 170H16V168ZM19 167H20V169H19ZM28 167V168H27ZM35 167V168H34ZM41 167V168H40ZM57 167V168H56ZM65 167H66V169H65ZM1 168H2V170H1ZM4 168H5V170H4ZM14 168H15V171H13L14 170ZM34 168V170L32 171V169ZM39 168H40V171H38L39 170ZM46 168H48L49 170L50 169H52V170H47ZM58 168H60V169H58ZM13 169V170H12ZM55 169V170H54ZM58 169V170H57ZM72 169H74V170H72ZM76 169H77V171H76ZM108 169H110V167L108 168ZM31 171V173H30V171ZM47 170V172L48 173H46L45 171ZM59 171V170H61L62 172L60 173V171H59V173L58 174H56L57 173V171ZM69 170H71V171H69ZM26 171V172H27ZM35 171V172H34ZM38 171V172H37ZM42 171V172H41ZM52 171V172H51ZM65 171H67V172H65ZM13 172V173H12ZM23 172V173H22ZM37 172V173H36ZM56 172V173H55ZM69 172V173H68ZM74 172V173H73ZM79 172V173H78ZM12 173V174H11ZM16 173V175L18 176V174H19V176L17 177V176H15L14 174ZM33 173H36V175H35V177L37 176V174H38V176L36 177V180H37V178L39 179V180H41V181H39V180H37V181H35V178H33L34 176V174ZM47 174V177H46V175L45 174ZM51 173V174H50ZM71 173V174H70ZM81 173H82V175L83 174H86V175H81ZM94 173H95V175H94ZM33 174V175H32ZM54 174V175H53ZM64 174V175H63ZM73 174H76V175H73ZM79 174V175H78ZM87 174H89V175H87ZM93 174V175H92ZM99 174V175H98ZM12 175H14L15 177H12ZM20 175H21V177H20ZM32 175V176H31ZM50 175V176H49ZM52 175V176H51ZM68 176V177H66V176ZM78 175V176H77ZM260 175V174H259ZM258 175V177L256 178V179H258V178H260L261 176V178H263V175H260L259 176ZM0 176H1V174H0ZM45 176V178H43ZM62 176V177H61ZM65 176V177H64ZM70 176V177H69ZM72 176H74L73 178H72ZM83 178H82V177ZM88 178H87V177ZM91 178H90V177ZM95 176L97 177V180L98 179H100V183H98L99 182V180L97 181L96 179H95ZM102 178H101V177ZM109 176V177H110ZM254 176L256 177V174H254ZM28 177H30V179L28 178ZM42 177V178H41ZM48 177H49V179H48ZM51 177V178H50ZM54 177V178H53ZM59 177H61V178H59ZM64 177V178H63ZM87 178L86 179V181L84 180L85 178ZM108 177V178H109ZM28 178V179H27ZM55 178L57 179V180H55ZM59 178V179H58ZM108 178H106V179H108ZM250 178H251V175H250ZM249 178V179H250ZM260 178V179H261ZM27 179V180H26ZM32 179H33V181L34 182H36V183H34L33 181H32ZM54 179V180H53ZM61 179V180H60ZM71 179V180H70ZM74 179H76V180H74ZM90 179V180H89ZM110 179V183H112V176H111V178H109ZM247 179V181L249 180L248 178H246ZM253 179H255V178H253ZM25 180L26 182H27V184H31L32 185V187L34 186V188H32V187H30L29 185L27 186V185H25V181H24V183H23V181ZM29 180V181H28ZM30 180H31V182H30ZM43 180H47V181H45L44 183H43ZM54 182H53V181ZM60 180V181H59ZM63 180V181H62ZM81 180V181H80ZM91 180L94 182V186H93V182H91ZM103 180V181H102ZM20 181V182H19ZM21 181H22V183H21ZM55 181H56V183H55ZM73 181V182H72ZM242 181L243 182H246V180L245 179H242ZM40 182H41V184H40ZM46 182H47V184H46ZM49 182L51 183V184H49ZM60 182V184H58ZM78 182V184H76V183ZM90 182V183H89ZM96 182V183H95ZM19 183V185H20V187L19 186H17V184ZM33 183V184H32ZM38 183V185L36 186V184ZM55 183V184H54ZM80 183H82V185L80 184ZM86 183V185L84 186V184ZM87 183H89V184H87ZM107 183V184H106ZM247 183V182H246ZM24 184V186H21V185H23ZM44 184V185H43ZM46 184V185H45ZM49 184V185H48ZM104 184V183H103ZM40 185V186H39ZM88 185H89V187H88ZM99 185V186H98ZM237 186H238V184H236ZM3 186V187H2ZM4 186H6V187H4ZM72 186V187H71ZM78 186V187H77ZM96 186H97V188L98 189H96ZM237 186H236V188H237ZM2 187V188H1ZM16 187H19V188H17V191L16 190H14V189H16ZM22 187H24V193H22L21 194V191L23 190V188ZM30 187V188H29ZM36 187H38V190L36 189L35 190V188ZM79 187H80V189H79ZM83 187H85L84 189H83ZM86 187H88V189L86 188ZM94 187V188H93ZM110 188V189H107V188ZM26 188H27V190H26ZM31 190H29V189ZM74 188V189H73ZM77 188V189H76ZM113 188V189H112ZM118 188V189H117ZM7 189V190H6ZM20 189H22V190H20ZM32 189H34L35 190V192L32 190ZM86 190V191H83V190ZM96 189V190H95ZM117 189V190H116ZM159 190H157L158 191V193L161 195V190H162V188L160 189V188H158ZM75 190V191H74ZM78 190H80V191H78ZM99 190H100V192H99ZM2 191L0 190V192H1V194H0V196L2 197L3 195H2ZM20 192V194L19 193H15V192ZM32 191H33V193H32ZM157 191H153V201H152V204H151V206H158L159 204L157 203V201H158V195L156 194L157 193ZM243 191V190H242ZM4 192V191H3ZM10 192V193H9ZM15 194H14V193ZM25 192L27 193V194H29V196H32V197H29L28 195L26 196L25 195ZM31 192V193H30ZM38 192H40V193H38ZM77 193V194H74V193ZM84 192H87V194L85 193V194H83ZM97 192V193H96ZM12 193V194H11ZM71 193V194H70ZM74 195H73V194ZM236 193H237V191H236ZM236 193H233V195H236ZM256 193V192H255ZM261 193H264V192H261ZM35 194H37V196L35 195ZM42 196H41V195ZM80 194H81V196L83 195V197H81L80 196ZM97 194V195H96ZM10 195H12L14 198H12ZM25 195V196H24ZM34 195H35V197H34ZM85 195V196H84ZM118 195H120V194H118ZM44 196V197H43ZM65 196V197H64ZM66 196L69 198H66ZM72 196V197H71ZM77 196L79 197V198H77ZM86 196H90L88 199H91V200H88L87 199V197ZM252 196H254V197H252ZM7 197V198H6ZM22 197V198H21ZM62 197H64V198H62ZM81 197V198H80ZM84 197H86L85 199H84ZM111 197V198H110ZM11 198H12V201H10L11 200ZM43 198V199H42ZM46 200H45V199ZM77 198V201H79L78 203H76L77 205H74L73 204V206H70L69 205V203H71L72 204V202H73V200H75ZM255 198H257V199H255ZM6 199V200H5ZM36 199H42L41 201H42V203H41V201L39 200H35ZM73 199V200H72ZM80 199H82V201L84 202H82ZM87 199V200H86ZM111 199V200H110ZM165 200H163V201H165L164 203H163V201H162V204H163V206L162 207H164V206H166V207H168V208H166V207H164V209H167V210H170V208H171V210H173V208L174 209H176L177 208V206L176 205H178V201L176 200V198L174 199V197L173 196H171L170 197V195L168 194L167 195V197L166 198H164ZM167 199V200H166ZM261 199V197L258 199V200H260ZM15 200V201H14ZM48 200V201H47ZM94 201L93 202V204L91 205V203L89 202V201ZM175 200L177 201V202H175ZM254 200V201H253ZM33 201H35L36 202V204L37 205H35V202H33ZM45 201V202H44ZM62 201V202H61ZM67 203H66V202ZM71 201V202H70ZM88 201V202H87ZM109 201V202H108ZM111 201V202H110ZM8 202H10V203H8ZM13 202H15V203H13ZM44 202V203H43ZM48 202V203H47ZM95 202H98V204L96 203L95 204ZM14 204V205H12V204ZM38 203H39V205H38ZM64 203V204H63ZM83 205H82V204ZM89 203V205H87ZM110 203V204H109ZM156 203H157V205H156ZM175 203V204H174ZM254 204V207H253V204ZM11 204V205H10ZM67 204V205H66ZM86 204V205H85ZM174 204V205H173ZM239 204V203H238ZM245 204V205H244ZM252 204V205H251ZM45 205H47V208L49 209H47L46 208V206ZM50 205V206H49ZM63 205V206H62ZM66 205V207H64ZM78 205H81V206H78ZM93 205H94V207H93ZM249 206L250 208L249 209H251V208H253L252 210H251V212H250V210H249V215L248 216H246L245 218H243V217H241L242 216V214L241 213H243V210L244 211H248V209H247V206ZM4 206V207H3ZM8 206H11V207H8ZM12 206H13V208H12ZM37 206H39V207H37ZM41 206V207H40ZM176 206V207H175ZM243 206H246V208L245 207H243ZM4 208V210H3V208ZM5 207H6V209H5ZM44 207V208H43ZM51 207V208H50ZM67 207H69V209H70V207H72V209H68ZM88 207V208H91V210H89L88 208V210L86 209V208ZM173 207V208H172ZM2 208V209H1ZM9 208H11V209H9ZM39 208L41 209V210H43L42 212L39 210ZM54 208H55V210H54ZM63 208H65L66 209V213H65V211H64V213H63ZM77 210H76V209ZM80 208V209H79ZM95 208V209H94ZM96 208H98V209H96ZM112 208V209H111ZM244 208V209H243ZM45 209H47V210H45ZM50 209H52V210H50ZM56 209H59V211H57ZM62 209V210H61ZM64 209V210H65ZM84 209H86V211L84 210ZM240 209V210H239ZM247 209V210H246ZM264 209V208H263ZM72 213V211H73V214L75 215V217L77 216V215H79L80 217H82L81 219H78L77 217V219H78V222L80 223H78L77 222V219H76V222L77 223H75V225H74V223H70V225L72 226V224L74 225V226H72V228H70V225H69V217H70V212ZM72 210V211H71ZM78 210H79V212H80V214H79V212H78ZM93 210H94V212H93ZM81 211H82V213H81ZM113 211V212H112ZM264 211V210H263ZM37 212H39V213H37ZM55 213V215H56V217H54V213ZM68 212H69V214H68ZM78 212V213H77ZM63 213V214H62ZM76 213V214H75ZM241 215H239V214ZM60 216H59V215ZM61 214L63 215V217L61 216ZM92 214H96V217H98L99 218V221H98V218H97V220H96V218H95V216L93 217L92 216ZM110 214H112V215H110ZM238 214V215H237ZM247 214V213H246ZM255 214V213H254ZM67 215V216H66ZM72 215V214H71ZM98 215V216H97ZM198 215V216H197ZM52 216H53V218H52ZM69 216V217H68ZM192 216V217H191ZM202 216V217H201ZM203 216H205V217H203ZM208 216V217H207ZM211 216H214V217H211ZM255 216V215H254ZM60 217V218H59ZM79 217V218H80ZM89 217V218H88ZM92 217V218H91ZM128 217H130V216H128ZM194 217H195V219H194ZM207 217V218H206ZM217 217V218H216ZM241 218V219H239V218ZM251 217H253V216H251ZM32 219L35 223H32L33 221L32 220H29V219ZM59 218V219H58ZM86 218H88V219H86ZM109 218V219H108ZM209 218V219H208ZM211 218V219H210ZM52 219V220H51ZM54 219H55V221H54ZM63 219L66 221L65 223L63 222ZM96 221H95V220ZM101 219V220H100ZM216 219V220H215ZM244 219V220H243ZM29 220V221H28ZM61 220V221H60ZM80 220V221H79ZM85 220V221H84ZM89 220V221H88ZM109 220V221H108ZM189 220H191V222L189 221ZM213 221V224H212V221ZM25 221V223L27 222L28 224H25V223H23ZM32 221V222H31ZM54 223H53V222ZM60 221V222H59ZM81 221H82V223H81ZM92 221V222H91ZM94 221V222H93ZM108 221V222H107ZM110 221H111V226H109V224H110ZM126 221H128V223L126 222ZM32 224H31V223ZM50 222V223H49ZM51 222L53 223V224H51ZM58 222V223H57ZM62 222V223H61ZM68 222V223H67ZM95 222H101V223H103V224H99L98 225V223H95ZM119 222H121V223H119ZM125 222V223H124ZM187 222H189V224L187 225ZM193 222L195 223V224H193ZM221 222V223H220ZM48 223V224H47ZM56 223V224H55ZM64 223V224H63ZM66 223L68 224V226L66 225ZM89 223V224H88ZM109 223V224H108ZM124 223V225H123V227L125 226V230H124V228L123 229H121L120 227L122 226V224ZM130 223V224H129ZM33 224H34V226H33ZM35 224L37 225L36 227H37V229L36 230H34L35 232L37 231V233L39 232L40 233V231H38V230H42L41 231V233H40V235H42V236H44L43 234H45L46 233V235H47V233H50V235H47V237H45V240H42L41 239V241H40V238H42V236L39 238V237H37L38 235H39V233L37 234V235H35V234H33L34 233V231H32V229L31 228H36L35 227ZM58 224V226H56ZM59 224H61V225H59ZM93 224V225H92ZM191 224H193V226L191 225ZM23 225V226H22ZM25 225H27V227L25 226ZM33 226V227H29L28 228V226ZM62 225H63V227H62ZM67 227H66V226ZM77 225V226H76ZM83 227H82V226ZM85 225H90V226H87V228H88V230L90 229V227H91V229L88 231H84L83 232V234H82V231L83 230H86L87 228H85L86 226ZM94 225H96L94 228H93V226ZM102 225V226H101ZM119 225V226H118ZM121 225V226H120ZM191 227H190V226ZM23 227V229H22V227ZM80 226V227H79ZM85 226V227H84ZM99 226H101V230H100V227ZM143 226V225H142ZM142 226H140L139 227V229H140V232H141V230L142 229H145V225H144V227H142ZM18 227H19V229H20V232L18 233V231H19V229H18ZM26 227V228H25ZM62 228L61 230H60V228ZM66 227V229H69V230H64L63 231V229ZM73 227H75V228H73ZM187 227H188V229H187ZM27 228H28V231L30 232V233H27ZM33 228V229H34ZM82 228V230H81V232L79 233V231H80V229ZM105 230H104V229ZM120 228V230H118L117 231V229H119ZM192 228L194 229V230H192ZM15 229H17L18 231H16L19 235H17L18 237H19V239H18V237L16 236V235H14L13 236V234H17L16 232H13V230L15 231ZM26 231H25V230ZM58 229V230H57ZM72 229H74L73 231H72ZM79 230L78 232H75V230ZM97 229H99V230H97ZM108 229L110 230V232L108 231ZM114 229H116V230H114ZM24 230V232H22ZM33 232H31V231ZM44 230H46V232L44 231ZM76 230V231H77ZM95 232H94V231ZM103 230V231H102ZM123 232H122V231ZM185 230H186V232H185ZM50 231V232H49ZM53 231H55V232H53ZM58 231V232H57ZM67 231V233L68 232H70L69 234H68V236L66 235L67 233H65ZM96 231H97V233H96ZM99 231V232H98ZM115 231H116V233H115ZM190 232V235H189V233H187V232ZM43 232H45V233H43ZM75 234H74V233ZM86 232H88V233H86ZM92 232V233H91ZM106 232L108 233V234H106ZM111 232H113L112 234H111ZM11 233H13V234H11ZM31 233H32V236H36L37 238H39L38 240H34V242L32 243L31 241H33V240H31L30 238L32 237H30V235H31ZM72 233L74 234V235H72ZM95 233H96V235H95ZM99 233V234H98ZM110 233V234H109ZM120 233V234H119ZM142 233V235H143V237H149L148 235H145V234H143V232H141ZM187 233V234H186ZM56 234V235H55ZM59 234V235H58ZM63 234V235H62ZM65 234V235H64ZM79 234V235H78ZM87 234V235H86ZM93 235L92 237H93V240H92V237L90 236V235ZM103 234V235H102ZM113 234H115V236L118 238L117 240H116V237L113 235ZM171 234V236H173V235H175V234H173L172 235ZM13 238V237H15V239L13 238V242H12V240H10V236ZM39 235V236H40ZM62 235V236H61ZM82 235V236H81ZM95 235V236H94ZM100 237H99V236ZM108 235V236H107ZM138 235H140L141 236V234H138ZM145 235V236H144ZM186 235V236H185ZM8 236V238H6ZM20 236H21V238H20ZM51 236V237H50ZM63 236H64V238H65V243H64V239H63ZM76 236H78V237H76ZM85 236V237H84ZM30 237V238H29ZM60 238L61 240H59V242H58V238ZM68 237V238H67ZM71 237V238H70ZM102 237H103V239H102ZM109 237H111L110 239H109ZM123 237H124V240H122L123 239ZM55 238L57 239V242H56V240H55ZM74 240H73V239ZM82 238H83V240H82ZM90 238V239H89ZM105 238V239H104ZM107 238V239H106ZM120 238V239H119ZM129 238V237H128ZM174 238H176V236H174ZM181 238H182V240H181ZM6 239H8V240H6ZM28 239H30V241L28 240ZM32 239H33V237H32ZM43 239H44V237H43ZM68 239H70V241L68 240ZM82 240L83 242H81L80 240ZM87 239H89V240H87ZM141 239H142V241H141ZM46 240H47V242H46ZM93 241V243H91L92 241ZM98 240H99V242H98ZM104 240H106V241H104ZM108 240V241H107ZM118 240H120V241H123V243H125V245L128 243V241H129V243H128V245H129V247H127V246H125L124 244H122L120 241L118 242ZM131 240V241H130ZM133 240V241H132ZM155 240V242L157 243H154L153 241ZM159 240H160V242L161 243H159ZM181 242H180V241ZM12 243H10V242ZM44 242V243H42L43 245H45L44 247H43V245L41 244V243H39V242ZM49 241V242H48ZM55 241V242H54ZM88 241V242H87ZM97 241V242H96ZM104 243H103V242ZM109 241H110V243H109ZM137 241L139 242V243H141V245L139 246L138 245V243H137ZM145 241V242H144ZM172 241V240H171ZM9 242V243H8ZM30 242H31V244H32V246L35 244L36 245V248H35V245H34V247H31L30 246ZM77 242V243H76ZM80 244H79V243ZM112 242V243H111ZM118 242V243H117ZM133 242V243H132ZM178 242L179 243H181V244H178ZM36 243H39V245L38 244H36ZM55 245H54V244ZM56 243H57V247H58V249L60 248L59 246H61L62 247V245H63V249H57V250H55L57 247H56ZM63 243V244H62ZM73 243V244H72ZM82 243V244H81ZM95 243V244H94ZM99 243H100V245H99ZM107 243H109V244H107ZM147 243V244H146ZM151 245H150V244ZM169 244V246L167 247V245ZM41 244V245H40ZM62 244V245H61ZM77 244H78V247H77ZM88 245V246H86L85 247V245ZM98 244V245H97ZM104 244V245H103ZM106 244H107V246H106ZM119 244H121V245H123V247H121V245H119ZM130 244H131V246H130ZM152 244H153V246H152ZM162 244H163V246H162ZM173 244V246L174 247H171V245ZM73 245V246H72ZM81 245V247H79ZM82 245H84V247H82ZM91 245V246H90ZM111 245V246H110ZM137 245V246H136ZM143 245H145V246H143ZM156 245H160V246H156ZM176 245H177V247H176ZM39 246H41V249H42V251H40L41 249H39L40 247ZM55 246V247H54ZM66 246H67V248H69V249H67L66 248ZM76 246V247H75ZM93 246V247H92ZM100 246H103V247H100ZM113 246H114V248H113ZM115 246H117V247H115ZM133 246V247H132ZM135 246V247H134ZM149 246H150V249H149ZM165 246V247H164ZM253 246V247H252ZM37 247H38V251H37ZM72 247V248H71ZM90 248V251H89V248ZM126 249H125V248ZM29 248H35L34 249V251L33 250H29ZM69 251H67L66 249ZM75 248V249H74ZM82 248V250H80ZM87 248V249H86ZM101 248H103V249H101ZM111 248V249H110ZM116 248V249H115ZM118 248H121V249H118ZM122 248H123V250H122ZM127 248H129L128 250H127ZM135 248H137V251H135L136 249ZM144 248V249H143ZM147 250H150V251H147ZM151 248H153V249H151ZM155 248V249H154ZM253 248H256V249H253ZM263 248V249H262ZM5 249H7L6 251H5ZM83 249H84V251H83ZM93 249V250H92ZM107 249V250H106ZM115 249V250H114ZM138 249H139V252H138ZM36 250V251H35ZM63 250V252H60V251H62ZM66 250V251H65ZM71 250H74V251H72L71 252ZM76 250H78V251H76ZM97 252H95V251ZM100 250V251H99ZM101 250H102V252H101ZM103 250H105V251H107V252H109V254L108 253H106L105 254V252L103 251ZM111 250V251H110ZM120 250V251H119ZM133 250V251H132ZM142 250H143V252H142ZM146 250V251H145ZM263 251V253H262V251ZM29 251H32V252H29ZM56 251L58 252V253H60L59 255L58 254H56ZM82 251V252H81ZM131 251V252H130ZM204 251V253H202ZM34 252H35V255H37V256H35L34 255ZM66 252H68V253H66ZM73 252H74V254H73ZM77 252V253H76ZM79 252V253H78ZM100 252V253H99ZM127 252H129V253H127ZM134 252H137L136 254L134 253ZM150 252V253H149ZM70 253V254H69ZM82 253V254H81ZM97 255H96V254ZM118 253H119V255H118ZM125 253V254H124ZM134 253V254H133ZM39 254H40V256H39ZM86 254V256H84ZM94 254H95V256H94ZM103 254H104V257H103ZM111 254V255H110ZM112 254H113V256H112ZM127 254H128V256H127ZM132 254V255H131ZM138 254H140V255H138ZM58 256V258L56 259V257ZM62 255V257H64V260H63V258L61 257V262H59L60 261V256ZM66 255H68V256H66ZM74 255V256H73ZM77 255V256H76ZM100 255V256H99ZM109 256V257H107V256ZM119 257H118V256ZM123 255H126L127 256V258H126V256H123ZM134 255V256H133ZM136 255V256H135ZM70 256V257H69ZM72 256V257H71ZM87 256H88V258H87ZM89 256H91L90 258H89ZM99 256V259L97 258ZM110 256H112V259H111V257ZM115 256V257H114ZM37 257H38V259H37ZM68 257H69V259H68ZM74 257V258H73ZM77 257H80V258H78L77 259ZM82 257H83V259H82ZM92 257H95V258H92ZM118 257V258H117ZM129 257H131L130 258V260H129ZM67 258V259H66ZM73 258V259H72ZM91 258H92V260H91ZM105 258V259H104ZM132 258L133 259H135L136 260V262H135V260H132ZM66 259V260H65ZM77 261H76V260ZM86 259V260H85ZM95 259V260H94ZM102 261H101V260ZM111 259V260H110ZM119 261H118V260ZM124 259L126 260V262L124 261ZM88 260V261H87ZM90 260V261H89ZM99 260V261H98ZM109 261V262H106V261ZM124 262H123V261ZM137 260L139 261V262H137ZM35 261V262H34ZM58 261V262H57ZM69 261V262H68ZM82 261V262H81ZM92 261V262H91ZM141 261V262H140ZM87 262H89V263H87ZM105 262V263H104ZM123 262V263H122Z\"/></svg>", "mask_w": 264, "mask_h": 264}]
</instances>
